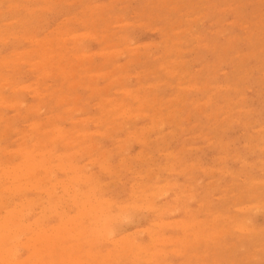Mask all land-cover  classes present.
<instances>
[{"label": "rangeland", "instance_id": "rangeland-1", "mask_svg": "<svg viewBox=\"0 0 264 264\" xmlns=\"http://www.w3.org/2000/svg\"><path fill=\"white\" fill-rule=\"evenodd\" d=\"M21 1L23 3H21ZM44 1L45 0H25V1L24 0H2V1L0 0V3H1L0 4V9H1L0 10V14H1V16H0V38H2V40H6V41H2L0 39L1 40L0 41V59H1V62H0V75L1 76L4 75V77L3 76L1 77L3 79L0 78V84H1L0 86L3 85L2 86L3 88L0 87V90L1 89L4 90L6 88L4 91L1 90L3 92L0 93V108L3 107V109H0V113H1V115H0V133H1L0 134V139L2 137L1 142H0V150H2L1 151L2 153H0L1 154L0 157L3 154L5 155V156H2L3 158L2 157L0 158V164L2 163V165H0V171H1L0 172V182L3 183V184L0 183V187L2 186V188H0V192H1L0 193L1 194L0 195V198H1L0 199V201H1V203H0V222H1L0 223V233L2 231L1 229H3V232L0 234V237H2V239L0 240V242H1V244L3 243V245L0 244V252H2V253H0V259L2 260V261L0 260V264H4L5 262H6L5 264H8V262H9V264H14V263L15 264L16 263L17 264L18 263L19 264H29V263L30 264H32V263L33 264H37V263H39L38 261L41 260V259L44 261V262L41 261L42 264H45V261H48V263L51 261L49 264H52V263L53 264L54 263L55 264H57V263L58 264H61L59 262H62V264H64L65 262L67 264L70 263V262H72L70 264H78V263H81V264H93L94 262H96L94 264H101V263L102 264H152V263L153 264L154 263L155 264H162V263L163 264H166V263L167 264H173V263L174 264H212V263L213 264L214 263L215 264H219L221 261H222L221 262L222 264H226V263L227 264H229V263L230 264H264V250H262L264 248V239H263L264 238V230L262 231V228L264 229V207H263L264 206V192H263V190H264V182H263L264 181V167H263V169H261L262 166H264V109H263L264 108V66L262 64V62L264 63V0H81L82 2L80 0H48L45 3H44ZM90 1L91 2L93 1V2L91 3ZM9 3L13 7L12 6L10 7L9 6L10 5ZM86 3H87V6H85ZM97 4L98 5L99 4H102V5L98 6L99 7L98 8L97 6H95ZM165 4H168V6H166ZM174 5H175V7H174ZM178 6H180V7H178ZM187 6H189V7L187 8ZM212 6H213V9H212ZM34 7H35V9L36 8L37 9L35 10ZM54 7H55V10H54ZM85 8H87L88 11H86L87 9H85ZM108 8H110V9H108ZM8 9H10V10L8 11ZM28 10L29 11L31 10L30 12L33 11V13L32 14H30V12L28 13ZM83 10H85V11H83ZM175 10H176V12H174ZM185 10H187L188 12H185ZM214 10H215V12H214ZM177 11H179V12H177ZM210 11L213 12V13L211 14ZM96 13H98V14H96ZM120 13H123V14L121 15ZM184 14H185V16H184ZM91 15H94V16L91 17ZM123 15H124V17H123ZM167 15H168V17H166ZM72 16H73V18H72ZM1 17H4V18H1ZM67 17H71L72 19L71 18H67ZM78 17H80V18L78 19ZM94 18H95V20H94ZM66 19L68 21H66ZM18 20H19V22H18ZM98 20H100V21H98ZM93 21H95V24H96V22H98V23L95 25ZM71 22H72V24H71ZM102 22H103V24H102ZM16 23H18V24H16ZM21 23H25V24H21ZM60 23H62V24L66 23V25L69 26L71 29L69 27H67L65 24L62 25ZM2 25H4V26H2ZM58 26H60V27H58ZM63 26L65 28H67V33H65L66 32V29ZM162 27H164V28H162ZM248 27H249V29H248ZM28 28H29V30H28ZM63 28H64V30H63ZM68 28L70 29V31H68L69 30ZM104 28H108V29L102 30ZM1 29H2V31H1ZM7 29L10 32H8ZM58 29H59V31H58ZM97 29H98V31H96ZM246 29L248 31H246ZM13 30H15V31H13ZM51 30H53V31H51ZM72 30H73V33L74 34L72 33ZM90 30H91V32L89 33ZM252 30H254V31L251 32ZM166 31L168 32V34H167ZM59 32H61L60 35H59ZM23 33H25V34H23ZM26 33H27V35H26ZM85 33L87 34V36H85L86 35ZM94 33H97V34L95 35ZM55 34H56V36H55ZM92 34L94 36H91ZM102 34L104 36L106 34L105 38H102L103 37ZM28 35H29L30 38L28 37ZM57 35H58V37H57ZM72 35H73V37L75 35V37L73 38ZM197 35H198V37H197ZM241 35H243V37ZM15 36H17V37L15 38ZM43 36H46V37H44V39L46 40V41L44 40V42L42 41L43 40ZM68 36H70V37H68ZM119 36H120V38H119ZM238 36H239V39H238ZM248 36H249V38H247ZM20 37H22V38L24 37L22 39V41H19L21 39ZM37 37L40 38L39 39L40 41H36V38ZM51 37H53V39L55 38V41L57 43H55V41H53V39ZM206 37L207 38L209 37L211 39L210 40L208 38L210 40V42H209V40L207 41V38ZM5 38H7V39H5ZM31 38H32V40L33 39L34 40L33 41L32 40L30 41ZM38 38H37V40H38ZM72 38L74 39V42L75 43H73V39ZM84 38H86V39L84 40ZM166 38H167V42L168 43L165 42L166 41ZM195 38H196V40H195ZM255 38H257V39H255ZM57 39H59V40H57ZM60 39H62V40H60ZM100 39H102V40L101 41H98ZM103 39H104V41H103ZM247 39H249L250 41L247 40ZM14 40H16V41H14ZM77 40H78V42L79 41H82L81 46L79 45L80 42L78 43ZM60 41L64 43L63 44L64 47H63V45H59L58 46V44H60ZM67 41H69L70 43L67 42ZM191 41H193V42H191ZM40 42H41V45L39 44ZM115 42H116V44L117 43L119 44V42H120V44L119 45H116V44L114 45ZM122 42H123V44L121 45ZM130 42H131V44H130ZM250 42H251V45H250ZM45 43H47V44H45ZM77 43H78V45L75 46L74 44H77ZM202 43H203V45H202ZM82 44H85V45H82ZM165 44H167V45H165ZM174 44L177 45V46H175ZM207 44H208V46L211 45L212 47L211 46L207 47L206 46ZM216 44H217V47L218 48L217 47H214ZM233 44H235V45H233ZM13 45H15V46H13ZM111 45L113 47L115 46L114 47L115 49ZM127 45H128V47H127ZM39 46L40 47L41 46L42 47L45 46L44 48L46 49L45 50L46 52H44V48H42V47L40 48ZM47 46L49 47V49L47 48ZM70 46L73 47V50L71 49ZM107 46H109V47L107 48ZM172 46H173V48H171ZM180 46H181V48H180ZM167 47H168V50H167ZM175 47H176V50H175ZM30 48L32 50L34 48H35V50L37 48L38 49H37L36 52L34 51L35 52L34 53V52L31 51ZM50 48H52V49H50ZM75 48L78 49V50H76ZM118 48H120V49H118ZM177 48H180V49H177ZM54 49H56V50H54ZM103 49H104V52L105 53L103 52ZM105 49H107V50H105ZM113 49L117 53H115ZM123 49L124 50H127V51L126 52H124V51L120 52ZM130 49H133V50H130ZM171 49L173 51L172 54H171V52H172ZM181 49H182V51H181ZM215 49L217 51H215ZM49 50H51V51L54 50L56 52L53 51L55 54H52L53 52L51 53ZM58 50L60 52L62 50L63 51L60 53ZM183 50H184V52H183ZM220 50H221V52H222L223 55L220 54L221 52L219 53ZM16 51H19V52L17 53ZM79 51H81L82 53L79 52ZM94 51H95L96 54L94 53ZM96 51L97 52L99 51L100 53L99 52L97 53ZM109 51H111V52H109ZM227 51H229V52H227ZM261 51L263 53H261ZM30 52L34 53V55H32V53H30ZM38 52H40V54H42V55H40ZM43 52H44V54L46 56H48L47 55L48 53H51V54H49V56L51 58L54 57V59L53 60L51 59V61H50L49 60L50 57H49V59H47V57L44 56ZM176 52H178V53H176ZM180 52H181L182 55L180 54ZM226 52H227V54H226ZM27 53L29 54L28 56H27ZM106 53L109 54V55L111 54L110 55L111 57L109 58V56ZM122 53H123V56H121ZM169 53H170V55H169ZM254 53H256V54L254 55ZM11 54L13 56H11ZM58 54L61 55V56L63 55L62 56V59H58V58H60V56ZM73 54H75V55L76 54L77 55L80 54L79 55V58L77 59V57H76L77 55L74 56ZM82 54H83V56H82ZM116 54H118V55L120 54L119 57L120 56L121 57L120 58L118 57L119 59L118 58H115V55ZM179 54H180V56H179ZM5 55H6V57L8 56L7 59H6ZM30 55H32V56H30ZM56 55H58V56H56ZM96 55H97V57H96ZM225 55H226V57H225ZM249 55H252V56H250V58H249ZM256 56L258 58H256ZM14 57L16 58V61H18L19 63L15 62V58ZM68 57H69V59H68ZM74 57H75V59H74ZM84 57H86V58H84ZM2 58L3 59H6V61L2 62V60H3ZM63 58H66V59H63ZM89 58L92 59V60H90L92 64L89 62ZM106 58L107 59L109 58L108 59L109 61L106 60V62H105V59ZM128 58H129V61L130 60L132 61V62L130 61L131 63L128 61ZM161 58H162V60H161ZM174 58H177V59H174ZM182 58H184V59H182ZM221 58H223V59L221 60ZM41 59H45V61L46 60H49V61H46V62L43 63L42 61H44V60L41 61ZM79 59H80V61H79ZM110 59H111V61L112 60H114V61L111 62ZM11 60H12V63H11ZM54 60H55L56 64L53 62ZM174 60H175V62H173ZM184 60H185L186 63L183 62ZM238 60H239V62H238ZM13 61L16 63V65H14ZM39 61H41L42 63L41 62L39 63ZM72 61H73V63H71ZM177 61H178L179 64L176 63ZM221 61H224V62H221ZM28 62H30V63L32 62L33 65L30 64V63L28 64ZM62 62H63V64H62ZM172 62H173V64H169V63H172ZM212 62L214 64H212ZM3 63H5L4 66H3ZM103 63H105V64H103ZM175 63H176V65H175ZM187 63H188V65L190 63V65L187 66ZM223 63H225V64H223ZM161 64L163 66H166V67H163ZM166 64L167 65L168 64L169 65H172L173 67L172 66H169V65L167 66ZM34 65H36V66H34ZM60 65H62L61 67H63V66L65 67V70L61 69L63 72L68 71V69L70 70L71 68H72L71 69L72 71H69V73L65 72V74L62 75V72L59 69ZM70 65L71 66H74V67H71L70 68ZM95 65H96V67H95ZM115 65L117 66L116 67L117 69H119V70H122L123 69V71L121 72V71L118 70L119 71L118 72L117 69L115 68ZM218 65L219 66H222V67H218L217 68ZM2 66L4 67V70H2L3 69ZM77 66H78V69H77ZM86 66H88V67H86ZM118 66H119V68H118ZM175 66L176 67L178 66V67L175 68ZM237 66H238V68H237ZM48 67L49 68L51 67L52 69L55 68V69L52 70L50 68L51 71L49 72V69L47 70ZM90 67L92 68V70L90 69ZM121 67H122V69H121ZM168 67H169V69H168ZM19 68L20 69L22 68V69L20 70ZM84 68H86V71H85ZM100 68H102V69H100ZM112 68H114V69H112ZM159 68H161V69H159ZM162 68H164V69H162ZM178 68H180V69H178ZM172 69H174V70H172ZM107 70H109V71H107ZM165 70H167V71H165ZM178 70H180V71H178ZM238 70H240V71H238ZM91 71H93V72H91ZM103 71H104V73H102ZM164 71H165V73H164ZM184 71L186 73H184ZM211 71H212V73H211ZM6 72L9 73L10 75L7 74ZM44 72H46L45 75H43L44 77H41L42 76L41 73H44ZM57 72H58V74H57ZM82 72L87 73V74L84 75V73H82ZM99 72H100V74H99ZM187 72H188V74H187ZM13 73H14V75H13ZM51 73H52V76L54 74L56 77L55 76L52 77L51 76ZM75 73H77V74H75ZM119 73L121 74V76H120ZM125 73H127L126 74L127 76L124 75ZM191 73H193V74H191ZM208 73H210L212 76L210 74H208ZM68 74L70 75V78L68 77ZM88 74H90L89 75V79H88ZM135 74H137V75H135ZM141 74L142 75L145 74L144 77L141 76ZM194 74H196V75H194ZM46 75H48V76L46 77ZM78 75L81 78H79ZM105 75L107 77L108 76L109 77L110 76L111 77L113 76V77L111 79L108 77L110 79L109 80L108 78H104V77H106ZM117 75L120 76V77H118ZM131 75L133 77H131ZM138 75H140L141 77H138ZM146 75H149V76L146 77ZM166 75H168V77H170L171 79L168 78ZM37 76H40V77H37ZM61 76H63V78ZM66 76H67V79H66ZM97 76H98V78H97ZM123 76H125L127 78H124ZM193 76L195 78H193ZM208 76L209 77H212L213 79L211 80V78H209ZM100 77L101 78L103 77L104 79L101 80ZM122 77L124 78V80H123ZM172 77H174V78H172ZM4 78H6V81H5ZM43 78H44L45 81L43 80ZM95 78L96 79H100V81H98V82L95 81L94 82V80H96ZM180 78H182V79H180ZM64 79L66 80V82H65ZM114 79L116 81H118V82H116ZM139 79H141V81ZM191 79H193V80H191ZM198 79H199V81H198ZM17 80H19V81H17ZM36 80H37V83H36ZM119 80L120 81L122 80L123 83H120ZM178 80H179V83H178ZM8 81H10L11 85H9L10 83H7ZM14 81L15 82L17 81L18 83L16 82V84H15ZM32 81H35L34 84H33ZM42 81H43V83H42ZM70 81H72V82L74 81V82L73 83H70ZM76 81H78V82H76ZM86 81H87V83H86ZM109 81H111V82H109ZM164 81H166L168 83H166V82L164 83ZM183 81H185V82L183 83ZM238 81H240V84H239ZM5 82L8 84L7 87L5 86L6 85ZM31 82H32V86H31ZM83 82H85L86 84L83 83ZM114 82L116 84L118 83L116 86H120V87L114 86L115 85ZM181 82H182V84H181ZM195 82H197L198 84H196L194 86ZM77 83H80V85L77 84ZM91 83H92V85H90ZM149 83H150V85H149ZM170 83H171V86H170ZM25 84H27L28 86L30 85L29 86L30 88L27 85H25ZM73 84H76L78 88L76 87V85L72 86ZM82 84H83V87H82ZM151 84H152V86H151ZM22 85L23 86H27L26 87L27 89L25 88V90H23L24 88H23ZM36 85H38L39 87L38 86H37L38 88L35 87ZM123 85H125V87ZM172 85H174V86H172ZM198 85H201V86H198ZM210 85L212 86V88H211ZM14 86H17V88L14 87ZM87 86H89V89H87ZM94 86H95V88H94ZM100 86H101V88H100ZM177 86H179L180 88H182L181 89L182 92L180 91V88H178ZM181 86H183V87H181ZM190 86H191V88H190ZM218 86H220V87H218ZM31 87L33 89L35 88V90H33ZM57 87L60 88V89H58ZM96 87H98V88H96ZM136 87H138V90H139V87H140V90L138 91ZM145 87H146V89H145ZM36 88L39 90V93L38 92H35V91H38V90H36ZM69 88H72V89H69ZM126 88H128V89H126ZM131 88L132 89L134 88L135 90L134 89L132 90ZM93 89H94V92H93ZM112 89L114 90V92H113ZM118 89H119V91H118ZM158 89H159V91H158ZM184 89H186V90H184ZM220 89L221 90L223 89L222 90L223 93H222V91H219ZM54 90H55V92H54ZM101 90H102L103 93H99V92H101ZM126 90H128V92H129V90H131V91L128 93V92H126ZM205 90H207V92ZM72 91H74L73 94H72ZM153 91H155L156 93L153 92ZM52 92H54V93H52ZM92 92H93V94L90 95V93H92ZM134 92L135 93L137 92V93L135 94ZM147 92H148V94H146ZM42 93H44V94H42ZM47 93H49V94H47ZM98 93H99V95H98ZM205 93H207V94H205ZM1 94H3V95H1ZM36 94H38L39 96L42 95L43 97L41 96L39 98V96H37ZM68 94H69L70 98H69V96H67ZM75 94H77L79 96V98ZM130 94H133V96L130 97L131 96ZM181 94H183V95H181ZM44 95H45V97H44ZM128 95H130V96L128 97ZM134 95L136 96V98H135V100L133 102V99H134L133 97H135ZM145 95H147V96H145ZM155 95H156V101L154 100V103H153L152 101H153V98L155 99ZM3 96H5V97L8 96V97L4 98ZM16 96H17V99H15ZM62 96H64V98ZM123 96L124 97L127 96L128 99L125 100V98ZM142 96H143L144 101L142 99ZM148 96H149V98H148ZM152 96H154V97H152ZM205 96H207V97H205ZM60 97H61V99H60ZM65 97H68L69 98L68 99V102L69 101L70 102L68 104L65 103V102H67V99H65ZM80 97H81V99H80ZM111 97H113V98H111ZM183 97H185V99ZM18 98H21V99L19 100ZM56 98H58V99H56ZM62 98L64 99L65 102L62 100ZM130 98H133L132 99V102L134 104L131 102V99ZM160 98L163 99V100H161ZM168 98H170V100ZM192 98H194V99H192ZM59 99L62 100V103H61V101ZM73 99H75V100H73ZM146 99L148 101H150L149 104L150 103L152 104V105L150 104V107H149V104H145V103H148V102H146L147 101ZM167 99L169 101H167ZM181 99H183V100L181 101ZM212 99H213V101H212ZM4 100H7V101L4 102ZM16 100L19 101V102H21V104L18 103ZM116 100L117 101H120L121 100L124 103H121V101H120V103L118 102L119 103V105H118V104H116L117 103ZM164 100L167 101L166 104H165V101ZM171 100H172L173 103H170ZM179 100L182 103H180ZM197 100L199 101V103L197 102ZM23 101L25 102L24 105H23ZM58 101H60V102L58 103ZM74 101H76V106L73 105V102ZM87 101H89V102H87ZM127 101L128 102L130 101V105H129L128 108L124 107L125 108L124 109L123 108L124 104H125V106H128L127 104H129ZM162 101H163L164 105L161 104ZM174 101L177 102V103L175 104ZM13 102H14L15 105L13 104ZM16 102L18 104L22 105L23 107L22 106H19ZM110 102L112 103L113 106H114V104H115V106L116 105L117 106L116 107H113L110 104ZM159 102H161V103H159ZM187 102H189V104ZM6 103H8V104L6 105ZM10 103L13 104L14 106L11 105ZM38 103H39V105H38ZM42 103H44V104H42ZM202 103H204V104H202ZM212 103H214L215 105L212 104ZM32 104H34V105H32ZM109 104H110V107L112 109L110 107L108 108ZM144 104L146 105V107H145ZM167 104H169V105H167ZM195 104H197V105H195ZM81 105H83V106L81 107ZM172 105H174L176 109H174V106H172ZM38 106L39 107L41 106L40 109H39ZM68 106H71L73 108L68 107ZM136 106H137V109L142 108V110H143V108H145L147 112L149 111L148 112L149 115L147 114V112L145 111V109L143 111H141V109H140V111L139 110H136L135 109ZM151 106H153V108ZM164 106H165V108L163 109ZM168 106L169 107L172 106V107L169 108ZM184 106H186V107H184ZM194 106H197L199 108L194 107ZM207 106H208V108L210 110H208ZM16 107H17V110L15 109ZM18 107H20V108H18ZM80 107L83 108L84 110H82V111L79 110ZM121 107H122V110L118 112V110H120ZM147 107H149V108H147ZM167 108H169L170 110H168ZM177 108H180V109L182 108V109L181 110L180 109L177 110ZM212 108H214V109H212ZM115 109L116 110L118 109V110L116 112L115 111L112 112V110H115ZM171 109H174V110L171 111ZM200 109L201 110L203 109L202 110L203 112ZM29 110H31V112H33L35 110L34 111L35 113L34 112L31 113ZM36 110H38V112ZM61 110H63L62 111L63 113L61 112ZM75 110H78V111H75ZM211 110H213V111H211ZM214 110H215V112H214ZM224 110H226V111H224ZM68 111L72 112L73 114H71L70 112H69L70 114L67 113ZM105 111L106 112L109 111V113H107L106 116L105 115L103 116L102 114H105L106 113ZM130 111H132L131 114H130ZM144 111H145L146 114L144 113ZM174 111H178L179 112V113L178 112H175L176 113V117L175 116L174 117L171 116V113H172V115L173 114L175 115ZM17 112H19V113H17ZM74 112H77V113L74 114ZM135 112H136V114H135ZM150 112H151V114H150ZM160 112H162V115H161ZM13 113L17 117H19L20 119L17 118V117H15ZM53 113H56V114H53ZM113 113L115 114V116L117 114L118 115L115 117ZM177 113H178V115H177ZM208 113H209V115H208ZM24 114L27 117L26 116H23ZM128 114H130V115H128ZM159 114H160L161 118H159L160 117ZM72 115H74L73 118H72ZM136 115H138V117H140V118H138ZM154 115H155V117H158V118L155 119L156 121H153L152 122V120H154V118H155V117H152ZM169 115L171 116L170 119H169V117H167ZM57 116L59 118L62 117V119L61 118L60 119L56 118ZM63 116H64V118H63ZM91 116L94 117L93 120H91L92 119V118H90ZM113 116H114V118H113ZM163 116H165V117H163ZM3 117H5V118H3ZM119 117H121V118L119 119ZM131 117L133 118V120L131 119ZM136 117H137V119H136ZM142 117L145 118V119H143ZM10 118H11V120L13 119L11 123H10V121H11ZM27 118H28V120H27ZM53 118L54 119L56 118V120H53ZM69 118H72V119H69ZM74 118H76V119H74ZM81 118H82V121H84V120L85 121L84 122H81L80 121V124H79V120L78 119H81ZM122 118H124V119H122ZM162 118H164V119H162ZM165 118L168 119L167 122H166V119ZM65 119H67L68 121L67 120L66 121H63ZM73 119L75 121H71ZM101 119H103L104 121L101 120ZM157 119H160V120L157 121ZM173 119H175L177 122L175 120L172 121ZM180 119H181V121H180ZM122 120L125 121L126 124H127V122L130 121L129 123H131L132 125L129 124V126H128V124H127L125 126V124H124V126H123V125H121V123L122 124L124 123ZM126 120H127V122H126ZM162 120H164L163 121L164 123L162 122ZM14 121L16 123H14ZM33 121H34L35 124L33 123ZM47 121L48 122L51 121V122L48 123ZM86 121H88V122H86ZM89 121L94 122V123H91L90 122V124H89ZM105 121H108V123H106ZM116 121H117V124H116ZM169 121H172V123L173 122L174 123L173 124H170L171 122H169ZM44 122L47 123L46 126H45V123ZM52 122H54L56 124H54ZM100 122L101 123H104L105 122L106 125L105 124H100ZM118 122L119 123L121 122L119 124L120 126L118 125ZM132 122H134V123H132ZM159 122H162L163 124L162 123L159 124ZM199 122H201V123H199ZM165 123H168V124L166 125ZM5 124L8 125V126H6ZM58 125H61L64 128H59L61 126H58ZM144 125H145L146 128L143 127ZM150 125H152V126H150ZM12 126H15V127H13V129L15 128L14 130L12 129ZM32 126H34V127H32ZM39 126H40V128H38ZM86 126H87V128H86ZM108 126H110V127H108ZM114 126L116 128H114ZM121 126L123 127V129L124 128L125 129L124 130L123 129H118L119 127L122 128ZM148 126H150V127H148ZM36 127H37L38 130L40 129L39 130L40 132L37 131ZM151 127L152 128L154 127V128L151 130ZM159 127H161V129ZM180 127H182V128H180ZM190 127H192V128L190 129ZM19 128L20 129L21 128L22 129L24 128L23 129V132H26V133H29L30 132L29 133L30 136L28 137L29 134L24 133V137H22L23 136V132H22V129L20 130ZM29 128L31 130H34V128H35V132L32 131V134H31V130ZM51 128H55V129H53V131H52ZM65 128H66V130L70 128L69 130H71V131L68 130L69 131V134L67 133L68 131H65ZM78 128H79V130H77ZM81 128H84L83 129V131H85L84 134H83V131L81 130ZM113 128H114V130H112ZM127 128H129V130H126ZM134 128H136V129H134ZM147 128H149L151 131L149 129H147ZM96 129H98V130H96ZM116 129H118V130H116ZM156 129H158V131H155ZM159 129H160V131H159ZM182 129H184L183 130V133H182ZM2 130H3V132H2ZM18 130H19V132H18ZM42 130L44 131L43 133H42ZM61 130H62V132H61ZM94 130H96L97 132L94 131ZM133 130H135V131H133ZM13 131H14V133H13ZM63 131L65 132V134H63ZM87 131H88V133H87ZM89 131H90V133L92 131L95 132V133H91V135L93 137H91V135L89 134ZM103 131H104V133H107V134L104 135V133H103V135H99V134H102L101 132H103ZM128 131H130V133L131 132H134V133H131L130 134ZM137 131H138V133H136ZM166 131H168V132H166ZM37 132H39V133H37ZM47 132H48V134H47ZM146 132H147V134H146ZM172 132H174L173 135L175 134V136L172 135ZM209 132H211V133H209ZM77 133L78 134L80 133V135H78ZM86 133L88 134V136H86L87 135ZM115 133H117V134H115ZM164 133H165V135H164ZM177 133H179V134H177ZM6 134H8V137H7ZM55 134H57V135L55 136ZM67 134L69 136H67ZM71 134H73V136ZM127 134L128 135L130 134V136H128ZM20 135H21V137H20ZM83 135H85V138H84ZM97 135H99V136H97ZM198 135H200V136H198ZM4 136H6V137H4ZM51 136H52V138H51ZM57 136L58 137L60 136V139H58ZM70 136H71V138H69ZM82 136H83V138H82ZM110 136H111V138H110ZM113 136L115 138H113ZM125 136H126V138H125ZM162 136L163 137L165 136L164 139H161V138H163ZM40 137H42V139ZM49 137H50V142H49ZM65 137L66 138H69L71 140V142L68 139H66V140H68L69 143L66 142V144H65V142H64V141H66L64 139ZM74 137H77L76 138L77 140ZM87 137H91L92 139H89ZM117 137H119V138H117ZM26 138H28V139H26ZM31 138H32V140H30ZM86 138H87V141H85ZM93 138L94 139L97 138L95 140H97L98 143H96V141H93L94 140ZM111 139H114V140H111ZM121 139H122V141H120ZM21 140H24V141H21ZM29 140H30L31 143L29 142ZM36 140H38V141L43 140V141L41 143L38 142L39 143L38 144ZM47 140H48V142H47ZM58 140L59 141L61 140V142H58L56 144V142ZM78 140L80 141V143H76ZM92 141L94 142V145H93ZM141 141L144 142V143H142ZM212 141L213 142L215 141V142L213 143ZM140 142L142 144H145L146 146L145 145L143 146ZM17 143H19V144H17ZM26 143H29V145H27ZM61 143H63V144H61ZM70 143H73V145H71ZM119 143H121L120 146H119ZM67 144L70 146V148H69V146H67ZM89 144H90V146H88ZM30 145H32V146H30ZM64 145H66V146L64 147ZM99 145H100V147H98ZM55 146H57L56 147L57 149L55 148ZM80 146L83 147L84 150L86 149L85 146L91 147V150L89 149L87 151L86 150L84 151L83 148H81ZM47 147H48V149H50V147H51L50 150H52V151L48 150ZM73 147L74 148H77L79 150V152L78 151H75L77 149H74ZM181 147H183V149ZM104 149L106 151H104ZM180 149L182 150V152H181ZM184 149H187V150L185 151ZM12 150H14L13 153H12ZM27 150H29V151H27ZM43 150L46 151V153H43L44 152ZM71 150H74V151H71ZM183 150H184V152H183ZM22 151H24V152L22 153ZM178 151H179V153H178ZM64 152H66V153H64ZM72 152H74V153L76 152L75 153L76 156H75L74 153L71 155ZM80 152H82V153H80ZM92 152H95V153H92ZM109 152H112V153H110V155H109ZM114 152H116V153H114ZM166 152H167L168 155L166 154ZM20 153H22V154L21 155H18ZM32 153H34V156L32 155ZM52 153L54 155H51ZM101 153H102V155H105L106 153L107 154L105 155V157H103L101 155ZM9 154H10V156H9ZM11 154H12V157H11ZM25 154H27L28 156L25 155ZM82 154H83V156H85L84 154H86L87 156L82 157ZM92 154H93V156H92ZM169 154L170 155L172 154L173 156H171V158H170ZM111 155H112V157H111ZM178 155H180V156H178ZM71 156H72V158H71ZM126 156H128V157H126ZM174 156H176L175 157L176 158V161H175ZM4 157L6 158L7 161L4 160L5 159ZM22 157H24V158H22ZM29 157L32 158L33 164H35L34 165V170L33 171L30 170V173H29L28 170L23 169L24 167L27 166V159ZM35 157H36V159L34 161V158ZM39 157H40V159L38 160L37 158H39ZM42 157H44V158H42ZM73 157H75V158H73ZM102 157L104 158V160H103ZM124 157L126 159H128V160H126V159L125 160H122V159H124ZM105 158H107V159H105ZM110 158H112V159H110ZM179 158H180V160H179ZM182 158H183V160H181ZM46 159H49L50 162H51V164H50V162L48 160L45 161ZM60 159H62L64 161H62ZM69 159L70 160H73L72 162L76 165L75 166L76 168H73L74 164L71 161H69ZM89 159H91V160H89ZM100 159L102 160V162H101ZM108 159H110L111 161L109 160L110 162H106V161H108ZM24 160H26V161H24ZM36 160L40 164H42L41 162L43 161L44 163L41 166H44V167L41 168L39 166L40 164L38 162H36ZM10 161H12V162H10ZM20 161H22V163ZM99 161H100V163L105 164V165H102L101 166V164H98ZM7 162H10L9 163L10 165ZM57 162L58 163L61 162L62 165L60 163L58 165ZM66 162H68V163H66ZM78 162L81 163V164H79ZM84 162H86V163H84ZM95 162H97V163H95ZM118 162H120L121 165ZM191 162H194L195 165L192 164ZM243 162H244V164H243ZM55 163L59 167H57V165ZM77 163H78V165H77ZM93 163H94V165H93ZM170 163H171L172 166L170 165ZM198 163H199L200 166L199 165L196 166V164H198ZM21 164L24 165V166L22 167ZM37 164H38V166H36ZM69 164L72 165V166L70 165L72 167L71 169H70V166L67 167ZM83 164H85V165H83ZM86 164H87V166H86ZM108 164H109L110 167L108 166ZM128 164L130 166H127ZM167 165H168V168H167ZM173 165H175V168H174ZM185 165H186V167H185ZM48 166L50 167V169H47ZM60 166H61V168H60ZM79 166H80V168H79ZM89 166H90V168H89ZM118 166H119V168H118ZM148 166H150V167H148ZM169 166H170V168H169ZM176 166L178 167V169H177ZM181 166H183V167H181ZM190 166L193 167V168H191ZM194 166H196V167H194ZM51 167L52 168L54 167V168L52 169ZM99 167H100V169H98ZM112 167L114 168V170H113ZM184 167L187 170H182V168L185 169ZM188 167H190V168H188ZM257 167H259V168H257ZM1 168H3L4 170L2 171ZM56 168H57V171H56ZM85 168H86V171H85ZM59 169L60 170L62 169L61 171L63 173ZM63 169H65V170H63ZM68 169H70V170H68ZM77 169L81 171V172L78 171V174L76 172ZM88 169L91 172H89ZM115 169H117V170H115ZM157 169L159 171L158 172L159 174L156 173L157 172ZM188 169H189V173H187L188 172ZM37 170L40 172V174H39V172ZM73 170L75 171V174L77 175V177H78V175H80L78 178L74 174V171ZM100 170H102V171H100ZM150 170H151V172H150ZM180 170H182L183 172L180 171ZM206 170L207 171L209 170L208 173H207ZM227 170L230 171V172H228ZM240 170H241L242 174H241ZM20 171L21 172L23 171V174H20L21 173ZM110 171H111V173L113 171L115 173L110 175V173H109ZM116 171H118L119 174H117L118 172L116 173ZM172 171H174V172H172ZM17 172L20 175H22V176L19 177V174ZM37 172H38L39 175H37ZM44 172L47 173L48 177H47L46 174H44ZM71 172H73V173L70 174ZM95 172H96L97 175H95ZM107 172L109 174H107ZM175 172H177V173L175 174ZM184 172H185V175L183 174ZM7 173H9V174H7ZM52 173H54V174H52ZM68 173L70 175H68ZM85 173H88V175L85 174ZM90 173H92L91 176H90ZM226 173H227V175H226ZM50 174H52V175L50 176ZM73 174H74V176H73ZM116 174H117V176H116ZM149 174H151V175H149ZM153 174H156V175L153 176ZM15 175H17V176H15ZM24 175H25V177H24ZM30 175H31V179L29 178ZM55 175H56V177H54ZM135 175L137 177H135ZM142 175L145 178L142 177ZM157 175H158V178L160 180L157 178ZM34 176H38V179L40 178L39 179V182L40 183L38 182L40 184V186H38L39 184H37V182H36V180L38 181V179L36 177H35V180H34ZM41 176H43L45 178H43V177L41 178ZM59 176L61 178H59ZM69 176H71V177H69ZM250 176H253L254 178L253 177H250ZM11 177H12V179H11ZM72 177H74V178L76 177V178L74 179ZM83 177H84V179H83ZM91 177H93V178H91ZM96 177H98L99 179L96 178ZM113 177H114V180L115 181L113 180ZM172 177H173V179H171ZM258 177H259V179H258ZM18 178H19V181H18ZM23 178L24 179H29V181L28 180H24ZM95 178L97 179V181H96ZM100 178H101V180H100ZM165 178H167V179H165ZM251 178H253L254 180L251 179ZM3 179H6V181L4 180L5 182H3ZM42 180L43 181L45 180L44 181L45 183L44 182H41ZM136 180H137L138 183L136 182ZM168 180H169V184H168ZM243 180H245V182ZM247 180H249V181H247ZM11 181H12V184L13 185L15 184L14 186L11 184ZM30 181H31L32 184L29 183ZM53 181H54V184H53ZM61 181H62V184H61ZM100 181H102V182L99 183ZM142 181H144V183ZM176 181H178V182H176ZM216 181L219 182V185H218V183ZM255 181L256 182L259 181L260 183L259 182L256 183ZM18 182H19V184H18ZM94 182H96V184ZM104 182H106V183L104 184ZM139 182H140L141 185L139 184ZM172 182H176V183L175 184L174 183L171 184ZM197 182H199L200 184L197 183ZM238 182H240V183L237 184ZM246 182H247V185H246ZM21 183L25 187H22L21 186ZM35 183L37 184V186H34L33 185ZM92 183H94L95 185L94 184L91 185ZM102 183H103L104 186L102 185ZM116 183H118V185ZM136 183L139 184L141 187L139 185H136ZM146 183H148V184H146ZM164 183H167V184H164ZM184 183L186 184V186L189 189L186 188V186H185ZM192 183L193 184L195 183V184L193 185ZM232 183H234V185ZM72 184H73V186H72ZM82 184H84V186ZM88 184H90V185H88ZM152 184H154V185H152ZM162 184H163V186H162ZM187 184H189V185H187ZM213 184H216V185L212 186ZM4 185L5 186L9 185L8 187H6L7 190H8L7 192H5L6 191V188H5ZM81 185H82L83 189H82ZM156 185H157V187H156ZM166 185H167V187H165ZM174 185H175V187H174ZM177 185H178V187H176ZM181 185H182V187H181ZM251 185H253V186H251ZM257 185H259V186H257ZM75 186H76V188H75ZM77 186H78V188H79L80 191L78 190ZM93 186H95V187H93ZM99 186H102V187H99ZM146 186H148V187H146ZM179 186L181 188H179ZM40 187H41V191L39 189ZM42 187H43V190L44 191L42 190ZM47 187H49L53 191V192L51 191L53 194L50 191H48L50 189L49 188L47 189ZM104 187L105 188L107 187V188L104 190ZM110 187H112V188H110ZM144 187L146 189H148L147 192L145 190V192L147 194H145V192H143L144 194H142V188H144ZM160 187H161L162 190L165 187L166 190L164 189L163 192H162L161 189H160ZM169 187H170V189H168ZM216 187H218V188L215 189ZM231 187H233V188H231ZM256 187H258V188H256ZM35 188H36V190H35ZM61 188L63 190L65 188V190L63 191ZM67 188H69V189H67ZM87 188H88V190H86ZM96 188H98V189H96ZM137 188H138V190L140 192L137 190ZM149 188H151V189H149ZM152 188H153V190H152ZM228 188H229V190H228ZM259 188H260V190H259ZM14 189H15V191H14ZM24 189L26 191H24ZM66 189H67V191H66ZM111 189H112V191H111ZM156 189L159 192H157ZM247 189H248V191H246ZM256 189L258 190V192L260 191L261 193L260 192L259 193L256 192L257 191ZM19 190H20V192H19ZM27 190H28V192H27ZM83 190L88 195H86ZM100 190H102L103 192L100 191ZM135 190H137V192H135ZM151 190L154 191L156 194L154 192L152 194H148L149 192L150 193L152 192ZM250 190H252V191H250ZM253 190H256V191L253 192ZM29 191H31V192H29ZM37 191L39 192V195H38V192ZM45 191L46 192L48 191L46 195H45V193H46ZM160 191H161V193H160ZM168 191H170V192H168ZM189 191H191V192H189ZM132 192H134V193H132ZM182 192H183V196L181 194ZM192 192H195L194 193L195 195ZM226 192H227V194H226ZM241 192L244 195H242ZM5 193L6 194L8 193L10 196H8V194H7V196L5 197L4 196ZM98 193L100 195H98ZM130 193H132L131 196H130ZM256 193H257L258 196L256 195ZM2 194H3V196H2ZM134 194L135 195L138 194V195L135 196ZM139 194H142L141 198H140V195ZM157 194H159V195H157ZM166 194H167V196H166ZM55 195H57V197ZM64 195L66 197H64ZM73 195L76 196V197H74ZM95 195H96V197H95ZM133 195H134V197H133ZM143 195L146 196L147 199ZM149 195L151 197H149ZM191 195H193L192 198L190 197ZM239 195H240V197H239ZM38 196L40 197V199L41 198L44 199V200L41 199L42 200L41 203H40V200H38L39 199ZM237 196H238V199L235 198ZM255 196H257V197H255ZM12 197H13L14 200L12 199ZM30 197L33 198V200H31ZM45 197H48V199H45ZM77 197L78 198L80 197L79 198V201H78ZM129 197L131 199H133L132 202H131V199ZM189 197H190V199H189ZM254 197H255V199H252ZM24 198H27V199H24ZM34 198H36V199H34ZM98 198H100L101 201L98 200ZM175 198H176L177 201L175 200ZM182 198H184L185 200L183 199V201H182ZM244 198H246V199H244ZM65 199H66V201H65ZM68 199H69L70 203H69ZM92 199H94V200H92ZM171 199L173 200V202H172ZM199 199H201V200L199 201ZM10 200H12V201H10ZM25 200H26V203H25ZM75 200H76V202H75ZM117 200H119V201H117ZM145 200H148L149 203H147V201H145ZM233 200H234V202H233ZM236 200H237V202H235ZM242 200H244V201H242ZM20 201L22 202V204L20 203ZM29 201H31V202H29ZM35 201L36 202L38 201L40 204L38 202L36 203ZM51 201H52V203H51ZM114 201H116V202L113 203ZM123 201H125V202H123ZM206 201H207V203H206ZM33 202L36 203V204L34 203L35 206H34V204H32ZM101 202H103L102 205L99 204ZM104 202L106 204L107 203H109V204L106 205ZM119 202H121V204ZM135 202H136V205L138 204V206L135 205ZM150 202H152V203L150 204ZM2 203H3V205H2ZM5 203H8V204L5 205ZM10 203H12L11 206H10ZM116 203L117 204L119 203V206H117ZM139 203H141V206H139L140 205ZM165 203H166L167 206L164 205ZM254 203L255 204L257 203L258 205H255ZM13 204H14V209L15 210L12 207ZM64 204H66V205L68 204L67 206H68V209L69 210L68 209H65V208H67V206H62ZM104 204H105L106 208H104L105 207ZM126 204H128V206H126ZM147 204L148 205L149 204L152 205V207H150V206L148 207ZM154 204H155V206L156 205L157 206L155 207ZM172 204L175 205L173 207L174 208H177V209H174L173 207H171ZM177 204H179V205H177ZM180 204L182 206L184 205L183 208H181V209H180V206H181ZM238 204H239V206H238ZM26 205H27V207H26ZM74 205H77V206L75 207ZM95 205H97V206H95ZM115 205L118 207V209H116L117 207H115ZM202 205H203V207H202ZM102 206H104V207H102ZM110 206H112V208ZM113 206H114V209L115 210L113 209ZM129 206H130V208H129ZM199 206H201V207H199ZM207 206H208V208H207ZM255 206H257V207H255ZM1 207L3 208V210H2ZM16 207L18 209L19 208L21 209V210L19 209L20 212H21V215H20L19 210H17ZM101 207H102V209H101ZM139 207H140V209H139ZM157 207L159 208V210H158ZM162 207H164L165 209L162 208ZM185 207H186V209L189 210V213H188V210L185 209ZM6 208H7V210H5ZM27 208H29V212L28 213L31 214L30 216H29L28 213H26L28 211ZM62 208H64V209H62ZM70 208H71V210H70ZM83 208H84V210H83ZM222 208H224V209L222 210ZM245 208H246V210L248 208L249 212H247L245 210ZM255 208H257V209H255ZM259 208L261 210L257 211ZM25 209H27V210H25ZM55 209H56V211L58 213H56ZM138 209H139V211H138ZM172 209H174L175 211L172 210ZM178 209L180 211L179 212L178 211L176 212V210H178ZM197 209H199V210H197ZM237 209H239V210H237ZM251 209H253L252 211H254V215H253V212H251ZM13 210H14V212H13ZM31 210H32V213L33 214L30 212ZM37 210H39V211H37ZM66 210H68L69 213ZM95 210L97 211V213H96ZM106 210H109L110 212L109 211L107 212ZM129 210H132V211H129ZM134 210H136V212ZM141 210H142V212H141ZM143 210H145V211H143ZM161 210H163V211L166 210V211L163 212ZM201 210H203V211L201 212ZM212 210H214L216 212V214ZM224 210H226L227 212H225ZM244 210H245L246 213L244 212ZM9 211H12L13 213L12 212L9 213ZM62 211H63V213H65V215L63 214V216H62ZM90 211H92V212H90ZM94 211H95V213H93ZM192 211H193L194 214L196 213L195 216H194V214L193 215H190V214H192ZM220 211L222 212V214H221ZM256 211H257V213H256ZM4 212H6L7 214L4 213ZM116 212L117 213L119 212V213L117 214ZM160 212H162V213L160 214ZM217 212H218V214H217ZM241 212H244V213H241ZM75 213H76V215H75ZM90 213H91V215H90ZM121 213L124 214L125 216L122 215ZM171 213H172V215H171ZM197 213H198V215H197ZM209 213L210 214L213 213L212 215H214V216H211ZM9 214H10V216H9ZM66 214L69 216L68 218H67V215ZM115 214H117L116 217H118L120 219H118V218L117 219H115V218L113 219V217H114ZM129 214H132V216L129 215ZM166 214H168V215H166ZM224 214H226L227 216L224 215ZM234 214H235L236 217L238 216L239 218H234V216H233ZM12 215H14V216L18 215V216L15 218L14 216L12 217ZM26 215H28V216H26ZM52 215H53V217H52ZM70 215H72V216H70ZM86 215H88V216H86ZM103 215H104V217H103ZM109 215L111 216V218H109L110 217ZM119 215H121L125 219L128 217V220L123 219L121 216L119 217ZM133 215H135V216L133 217ZM160 215H163V216H160ZM209 215H210V217H209ZM230 215H232V216H230ZM2 216H4V217H2ZM240 216H242V218ZM244 216H245V219L246 220H244ZM247 216H250V218L247 217ZM40 217L43 218V219L40 220ZM51 217H52V219H51ZM59 217L61 219H59ZM161 217H162V219H161ZM188 217L193 218V219L191 220ZM212 217L214 218V220L213 219L211 220ZM229 217H231V218H229ZM7 218H9L12 221H14V224L11 223V222H9V220ZM3 219H6V220H3ZM16 219H18L19 221L16 220ZM34 219H37V220H35V223H34ZM68 219H69V221H68ZM181 219H183L184 221L182 220L183 221L182 222ZM198 219H200V221H198ZM206 219L207 220L209 219V221L210 220L213 221V224H212L211 221H210L211 222L210 223ZM21 220H23L24 223ZM38 220H39V222H38ZM63 220H65V222H63ZM116 220H118V221H116ZM190 220L192 222L194 221L197 224H199V223L200 224L198 226H197L196 223H194L192 225V223H191ZM240 220H241V222L239 223ZM67 221L70 222V223H68ZM115 221H116V224H115ZM160 221H162V223ZM233 221H235V222H233ZM252 221H253V223H252ZM8 222H9V224H8ZM58 222H60V224ZM62 222H63V225H62ZM152 222H155V223H153L152 225H154V226L151 225L152 226L151 227L150 224ZM181 222H182V224H181ZM186 222H187V224H186ZM189 222H190V224H189ZM223 222H224V224H223ZM169 223H170V225H172L171 227H170V225L168 226ZM45 224H48V225H45ZM82 224H86L87 226L82 225ZM91 224L93 225V227L94 226L95 227L92 228V225ZM101 224L104 225L105 228L103 226H101ZM229 224H231V226ZM8 225L10 226V228H8L9 227ZM25 225H26V227H25ZM29 225H31V226H29ZM17 226H20V227L18 228ZM210 226H212V227H210ZM228 226H229V228H228ZM12 227L15 228V229L13 230ZM51 227H53V228H51ZM190 227H191V229H190ZM248 227H249V229L252 227L250 229V231H247L246 229H243V228H247L248 229ZM60 228H62V230L65 228L64 229L65 231L63 230V235H61L62 230H60ZM85 228H86V230H85ZM146 228H149L152 232H154V233L156 232V233L154 234V233L151 232L152 235H149V234H151L150 233V230L149 229L146 230ZM192 228H195V230L192 229ZM226 228H227V230H226ZM16 229H19V230H16ZM25 229H28V230H25ZM45 229H46V231H45ZM66 229H67V231H66ZM153 229H154V231H153ZM200 229H201V231H200ZM210 229H212V230H210ZM49 230L52 233L53 232L54 233L52 234L51 232H49ZM57 230H58V233L56 234V231ZM68 230H70L72 233L68 232ZM103 230H105V231H103ZM224 230H226V231H224ZM245 230L248 232V234H246ZM251 230H252V232H251ZM35 231H37V232H35ZM83 231L85 232V234H84ZM107 231H109V232H107ZM191 231L192 232L194 231V232L192 233ZM222 231H224L225 235H223L224 233ZM227 231H228V233H227ZM233 231H236V232H233ZM12 232H15V233H13V234H16L15 236H17V234L19 235V237H17L16 240H15L16 237H14V235L12 234ZM26 232H29V233H26ZM95 232H97V233L96 234H92V233H95ZM111 232H112L111 235H114V236H112V237L109 236L108 237V234L111 233ZM139 232H141V233H139ZM240 232H242V233L240 234ZM8 233L10 235H7ZM23 233H25V234H23ZM42 233H45V236L42 235ZM98 233H101V236ZM184 233L186 235H189V236L186 238V235H183ZM202 233H205V234H202ZM217 233L219 234V236H218ZM229 233H231V234H229ZM58 234H60V235H58ZM71 234L73 236H71ZM130 234H131V236H130ZM168 234H170V237H169ZM4 235H6L8 237L11 236V237L6 238V236H4ZM34 235H36V236L38 235V236L36 237ZM39 235H41L42 237L39 236ZM51 235H52L53 239L50 240V238H51L50 236ZM76 235L78 236V238H77ZM104 235H106V236H104ZM132 235H136V236H132ZM141 235H142V239H140ZM233 235H234V238H233ZM245 235H247V236L245 237ZM248 235H250V236L248 237ZM28 236H30L31 238L28 237ZM60 236H61V238H60ZM127 236H128V238L129 237L130 238L132 237V239H128ZM149 236H153L154 238H155V236H157V237H156V239H154L153 237H149ZM158 236L160 238H158ZM173 236H175V237H173ZM192 236H193V238H192ZM253 236H254V238H253ZM43 237L44 238L46 237L47 239L46 238L45 239L47 241ZM168 237L169 238L172 237V241H169L168 242V240H169ZM250 237H252V239ZM261 237H262V239H261ZM37 238H39V239H37ZM81 238L82 239L85 238L84 239V242H86L88 240L89 243L87 241L86 242L87 244L85 243V245H84L83 240ZM90 238H91V241H93L92 243H90L91 242L90 241ZM115 238H116V240H115ZM246 238H247V240H246ZM35 239H36V241H35ZM57 239H58V241H57ZM67 239H70L71 241L70 240H67ZM92 239H94V240H92ZM122 239H126V240L124 241ZM133 239H135V241ZM159 239H161V240H159ZM200 239H201V241H200ZM32 240H34L35 244H34V242ZM52 240L54 241V243H53ZM79 240H80L81 243L79 242ZM207 240H208V242H207ZM232 240H234V241H232ZM245 240H246V242H244ZM11 241H12V243H11ZM21 241H22V243H21ZM41 241H42V244L44 242L43 246H42V244L41 245H37V244L41 243ZM51 241H52V243H51ZM69 241H70V244H69ZM76 241H77V244L74 245L73 243H76ZM131 241H134L133 242L134 245H133V243ZM252 241H255L256 243L255 242H252ZM14 242H15V244L17 242V244L15 245ZM28 242H30L31 244L28 243ZM46 242L50 243V245L48 243H46ZM78 242L81 245L78 244ZM140 242L142 243V245H141ZM201 242H202L203 245L201 244ZM205 242H207V243H205ZM57 243L60 244V245L62 244V245L60 246ZM149 243L150 244L152 243L151 244L152 246H150ZM204 243L207 244V245L204 246ZM243 243H246V245L243 244ZM20 244L21 245L23 244V245L21 246ZM28 244H30L29 245L30 248H27L28 247ZM64 244L66 245V247H65ZM93 244H94V246L95 245L96 246L94 247ZM98 244H99V246H98L99 247L98 248L99 254H98V250H96ZM145 244L146 245L148 244V245L146 246ZM228 244H230V245H228ZM8 245H11V247L10 246L8 247ZM44 245L45 246L47 245V247L43 248ZM76 245L79 246L78 248L80 250L78 248H73V246L76 247ZM82 245H83V250L84 251L81 249L82 248L81 247ZM239 245H241L242 247L239 246ZM3 246L4 247L6 246L10 250L9 249H4ZM31 246H33V247H31ZM87 246L90 247L89 248V253H86V252H88V247ZM119 246H120V248H119ZM124 246H126V247H124ZM48 247H51V248H53L55 250L54 253H52L53 249L50 248V252L54 255L53 259H56V260H53V259L51 260L52 254H50L49 251H48V255L46 254L45 251L48 249ZM64 247H65V249H64L65 251L62 250V248H64ZM85 247H86V249H85ZM100 247H102L103 251H101L102 249ZM208 247H209L210 250L208 249ZM68 248H70L71 252L69 251ZM173 248H175V249H173ZM205 248L207 249V251H206ZM211 248L213 250H211ZM42 249L44 251L43 254H46V255H42V253H39V254L42 255V257L40 255H39L40 257H38V255H36V254H37V252H40V251L42 252ZM91 249L98 256H100V253L101 252L106 253V254L105 255L104 254L102 255V253H101V256H100L101 260H100L99 257H97L96 255H94L95 253L93 255L91 254V252H92ZM107 249H109L108 250L109 252L107 251ZM131 249H132V251L133 250L134 251L132 252ZM144 249H146V250L144 251ZM171 249H173V250H171ZM249 249H251V250H249ZM256 249L258 251L259 250L260 251L258 252ZM104 250H106V251H104ZM123 250H124V252H122ZM215 250H218V252H220V253H218ZM10 251H12V253ZM61 251H63V252H61ZM68 251L70 253H68ZM138 251H140V252L142 251L141 253L139 252L141 256L140 255L138 256V254H139ZM178 251H179V253H177ZM199 251H201V252H199ZM8 252H10V253H8ZM75 252H76V254H75ZM128 252H129V254H128ZM143 252H145V253H143ZM256 252H258V253H256ZM29 253L32 254V255H29L30 258L28 256ZM61 253L63 254V257L62 258H61V256H62ZM79 253L80 254L83 253V254H81L80 257H79ZM107 253L108 254L110 253L109 254L110 256L107 255ZM174 253H175V256H174ZM217 253L218 254H222L224 257L222 255L221 256L219 255V257H218V254ZM49 254L51 255L50 258L48 257ZM250 254H252V255L250 256ZM59 255H61V256H59ZM70 255H72V256H70ZM150 255L152 256L151 258H150ZM171 255H173V256H171ZM180 255H181V257H180ZM253 255L256 256V257H254ZM4 256H5L6 259L4 258ZM8 256H9V258H8ZM26 256H28V257H26ZM102 256L104 258H102ZM143 256H145V257H143ZM225 256H226V258H225ZM261 256H263V257H261ZM13 257H14V259H13ZM71 257H73V258H71ZM87 257L88 258L90 257L89 258V259H91L89 261L90 263H88V261L86 259ZM247 257H248V259H246ZM76 258H78L79 261ZM82 258L83 259L85 258L86 260L84 259V261H82L83 260ZM187 258H188V260H187ZM19 259H21V260H19ZM143 259L144 260L147 259V260H145V262L148 261L149 263L148 262L145 263L143 261ZM192 259H195V260H192ZM58 260H60V261L59 262H56ZM216 260H218V261L220 260V261L217 262ZM188 261H190V262H188ZM207 261H209V262H207ZM241 261H243V262H241ZM141 262H143V263H141ZM46 264H47V262H46Z\"/></svg>", "mask_w": 264, "mask_h": 264}, {"label": "bare ground", "instance_id": "bare-ground-1", "mask_svg": "<svg viewBox=\"0 0 264 264\" xmlns=\"http://www.w3.org/2000/svg\"><path fill=\"white\" fill-rule=\"evenodd\" d=\"M1 1H2V0H1ZM24 1H25V0H24ZM47 1H48V0H45L44 3L47 2ZM80 1H81V0H80ZM18 2H19V1H18ZM36 2H37V1H36ZM81 2H82V1H81ZM90 2H91V1H90ZM90 2H89V3H90ZM92 2H93V1H92ZM92 2H91V3H92ZM15 3H16V2H15ZM21 3H23V2L21 1ZM26 3H27V2H26ZM109 3H110V2H109ZM0 4H1V3H0ZM9 4H10V3H9ZM16 4H17V3H16ZM16 4H15V5H16ZM24 4H25V3H24ZM24 4H23V5H24ZM114 4H115V3H114ZM114 4H113V5H114ZM168 4H169V3H168ZM168 4H165V5L168 6ZM15 5H14V6H15ZM20 5H21V4H20ZM29 5H30V4H29ZM33 5H34V4H33ZM90 5H91V4H90ZM92 5H93V4H92ZM100 5H102V4H99V5L97 4V5H95V6L98 7V6H100ZM105 5H106V4H105ZM105 5H104V6H105ZM109 5H110V4H109ZM202 5H203V4H202ZM9 6L11 7L12 5L10 4ZM16 6H17V5H16ZM16 6H15V7H16ZM26 6H27V5H26ZM85 6H87V3H86ZM95 6H94V7H95ZM104 6H103V7H104ZM110 6H111V5H110ZM172 6H173V5H172ZM172 6H171V7H172ZM216 6H217V5H216ZM10 7H9V8H10ZM12 7H13V6H12ZM94 7H93V8H94ZM108 7H109V6H108ZM174 7H175V5H174ZM178 7H180V6H178ZM188 7H189V6H187V8H188ZM21 8H22V7H21ZM98 8H99V7H98ZM101 8H102V7H101ZM215 8H216V7H215ZM15 9H16V8H15ZM25 9H26V8H25ZM34 9H35V7H34ZM36 9H37V8H36ZM36 9H35V10H36ZM83 9H84V8H83ZM85 9H87V8H85ZM95 9H96V8H95ZM103 9H104V8H103ZM108 9H110V8H108ZM108 9H107V10H108ZM172 9H173V8H172ZM178 9H179V8H178ZM202 9H203V8H202ZM212 9H213V6H212ZM212 9H211V10H212ZM0 10H1V9H0ZM9 10H10V9H8V11H9ZM17 10H18V9H17ZM32 10H33V9H32ZM35 10H34V11H35ZM52 10H53V9H52ZM54 10H55V7H54ZM99 10H100V9H99ZM104 10H105V9H104ZM104 10H103V11H104ZM191 10H192V9H191ZM209 10H210V9H209ZM5 11H6V10H5ZM30 11H31V10H30ZM30 11L28 10V13H29ZM50 11H51V10H50ZM83 11H85V10H83ZM86 11H88V9H87ZM96 11H97V10H96ZM120 11H121V10H120ZM11 12H12V11H11ZM101 12H102V11H101ZM123 12H124V11H123ZM174 12H176V10H175ZM177 12H179V11H177ZM185 12H188V11L185 10ZM210 12H211V11H210ZM214 12H215V10H214ZM32 13H33V11L30 12V14H32ZM84 13H85V12H84ZM89 13H90V12H89ZM102 13H103V12H102ZM212 13H213V12H211V14H212ZM10 14H11V13H10ZM13 14H14V13H13ZM85 14H86V13H85ZM96 14H98V13H96ZM120 14L122 15L123 13H120ZM188 14H189V13H188ZM207 14H208V13H207ZM3 15H4V14H3ZM3 15H2V16H3ZM150 15H151V14H150ZM186 15H187V14H186ZM193 15H194V14H193ZM0 16H1V14H0ZM25 16H26V15H25ZM93 16H94V15H91V17H93ZM184 16H185V14H184ZM91 17H90V18H91ZM96 17H97V16H96ZM123 17H124V15H123ZM166 17H168V15H167ZM170 17H171V16H170ZM1 18H4V17H1ZM67 18H71V17H67ZM72 18H73V16H72ZM72 18H71V19H72ZM79 18H80V17H78V19H79ZM146 18H147V17H146ZM21 19H22V18H21ZM78 19H77V20H78ZM99 19H100V18H99ZM169 19H170V18H169ZM171 19H172V18H171ZM69 20H70V19H69ZM75 20H76V19H75ZM86 20H87V19H86ZM94 20H95V18H94ZM13 21H14V20H13ZM24 21H25V20H24ZM26 21H27V20H26ZM66 21H68V20L66 19ZM71 21H72V20H71ZM79 21H80V20H79ZM98 21H100V20H98ZM15 22H16V21H15ZM18 22H19V20H18ZM63 22H64V21H63ZM84 22H85V21H84ZM93 22H94V24H95V21H93ZM93 22H92V23H93ZM104 22H105V21H104ZM31 23H32V22H31ZM68 23H69V22H68ZM75 23H76V22H75ZM77 23H78V22H77ZM80 23H81V22H80ZM97 23H98V22H96V24H97ZM99 23H100V22H99ZM124 23H125V22H124ZM171 23H172V22H171ZM7 24H8V23H7ZM16 24H18V23H16ZM21 24H25V23H21ZM26 24H27V23H26ZM60 24H62V23H60ZM64 24L66 25V23H64ZM64 24H62V25H64ZM71 24H72V22H71ZM96 24H95V25H96ZM102 24H103V22H102ZM147 25H148V24H147ZM2 26H4V25H2ZM23 26H24V25H23ZM23 26H22V27H23ZM31 26H32V25H31ZM66 26H67V25H66ZM86 26H87V25H86ZM213 26H214V25H213ZM217 26H218V25H217ZM12 27H13V26H12ZM25 27H26V26H25ZM58 27H60V26H58ZM58 27H57V28H58ZM63 27H64V26H63ZM67 27H69V26H67ZM218 27H219V26H218ZM4 28H5V27H4ZM30 28H31V27H30ZM54 28H55V27H54ZM54 28H53V29H54ZM64 28H65V27H64ZM64 28H63V30H64ZM69 28H70V27H69ZM69 28H68V29H69ZM72 28H73V27H72ZM91 28H92V27H91ZM162 28H164V27H162ZM166 28H167V27H166ZM166 28H165V29H166ZM219 28H220V27H219ZM65 29H66V32H65V33H67V28H65ZM70 29H71V28H70ZM70 29H69L68 31H70ZM105 29H108V28H104V29H102V30H105ZM248 29H249V27H248ZM22 30H23V29H22ZM28 30H29V28H28ZM63 30H62V31H63ZM76 30H77V29H76ZM250 30H251V29H250ZM254 30H255V29H254ZM254 30H252L251 32H253ZM1 31H2V29H1ZM7 31L10 32L8 29H7ZM13 31H15V30H13ZM19 31H20V30H19ZM51 31H53V30H51ZM56 31H57V30H56ZM58 31H59V29H58ZM58 31H57V32H58ZM74 31H75V30H74ZM92 31H93V30H92ZM96 31H98V29H97ZM246 31H248V30L246 29ZM20 32H21V31H20ZM49 32H50V31H49ZM90 32H91V30L89 31V33H90ZM94 32H95V31H94ZM166 32H167V31H166ZM249 32H250V31H249ZM6 33H7V32H6ZM11 33H12V32H11ZM11 33H10V34H11ZM60 33H61V32H59V35H60ZM72 33H73V30H72ZM80 33H81V32H80ZM86 33H87V32H86ZM86 33H85V34H86ZM219 33H220V32H219ZM246 33H247V32H246ZM3 34H4V33H3ZM12 34H13V33H12ZM20 34H21V33H20ZM23 34H25V33H23ZM32 34H33V33H32ZM69 34H70V33H69ZM73 34H74V33H73ZM94 34L96 35L97 33H94ZM106 34H107V33H106ZM106 34H105V36H106ZM167 34H168V32H167ZM169 34H170V33H169ZM249 34H250V33H249ZM21 35H22V34H21ZM21 35H20V36H21ZM26 35H27V33H26ZM65 35H66V34H65ZM75 35H76V34H75ZM75 35H74V37H75ZM81 35H82V34H81ZM102 35H103V34H102ZM247 35H248V34H247ZM1 36H2V35H1ZM12 36H13V35H12ZM22 36H23V35H22ZM24 36H25V35H24ZM34 36H35V35H34ZM55 36H56V34H55ZM63 36H64V35H63ZM63 36H62V37H63ZM85 36H87V34H86ZM91 36H94V35L92 34ZM98 36H99V35H98ZM98 36H97V37H98ZM105 36L103 35L102 38H105ZM107 36H108V35H107ZM200 36H201V35H200ZM203 36H204V35H203ZM208 36H209V35H208ZM212 36H213V35H212ZM212 36H211V37H212ZM241 36L243 37V35H241ZM241 36H240V37H241ZM4 37H5V36H4ZM4 37H3V38H4ZM6 37H7V36H6ZM9 37H10V36H9ZM16 37H17V36H15V38H16ZM28 37H29V35H28ZM44 37H46V36H43V40H42L43 42H44V40H45ZM49 37H50V36H49ZM57 37H58V35H57ZM59 37H60V36H59ZM64 37H65V36H64ZM64 37H63V38H64ZM68 37H70V36H68ZM72 37H73V35H72ZM74 37H73V38H74ZM168 37H169V36H168ZM195 37H196V36H195ZM197 37H198V35H197ZM201 37H202V36H201ZM20 38H21V39H20L19 41H22V39H23L24 37H23V38L20 37ZM25 38H26V37H25ZM29 38H30V37H29ZM37 38H38V37H37ZM37 38H36V41H40V40H39L40 38H38V40H37ZM51 38L53 39V37H51ZM73 38H72V39H73ZM119 38H120V36H119ZM169 38H170V37H169ZM206 38H207V37H206ZM208 38H209V37H208ZM208 38H207V41L210 39V38H209V39H208ZM245 38H246V37H245ZM247 38H249V36H248ZM0 39L2 40V38H0ZM5 39H7V38H5ZM10 39H11V38H10ZM41 39H42V38H41ZM49 39H50V38H49ZM67 39H68V38H67ZM77 39H78V38H77ZM79 39H80V38H79ZM85 39H86V38H84V40H85ZM87 39H88V38H87ZM198 39H199V38H198ZM204 39H205V38H204ZM238 39H239V36H238ZM255 39H257V38H255ZM1 40H0V41H1ZM27 40H28V39H27ZM31 40H32V38L30 39V41H31ZM33 40H34V39H33ZM33 40H32V41H33ZM57 40H59V39H57ZM60 40H62V39H60ZM91 40H92V39H91ZM101 40H102V39H100V40H98V41H101ZM195 40H196V38H195ZM201 40H202V39H201ZM210 40H211V39H210ZM210 40H209V42H210ZM213 40H214V39H213ZM233 40H234V39H233ZM247 40H249V39H247ZM2 41H6V40H2ZM9 41H10V40H9ZM14 41H16V40H14ZM24 41H25V40H24ZM42 41H41V42H42ZM45 41H46V40H45ZM47 41H48V40H47ZM49 41H50V40H49ZM53 41H55V38L53 39ZM103 41H104V39H103ZM119 41H120V40H119ZM161 41H162V40H161ZM202 41H203V40H202ZM205 41H206V40H205ZM205 41H204V42H205ZM236 41H237V40H236ZM244 41H245V40H244ZM249 41H250V40H249ZM251 41H252V40H251ZM254 41H255V40H254ZM256 41H257V40H256ZM41 42L39 43L40 45H41ZM67 42H69V41H67ZM77 42H78V40H77ZM79 42H80L79 45L81 46L82 41H79ZM79 42H78V43H79ZM123 42H124V41H123ZM123 42L121 43V45L123 44ZM165 42L168 43V42H167V38H166V41H165ZM171 42H172V41H171ZM191 42H193V41H191ZM212 42H213V41H212ZM252 42H253V41H252ZM5 43H6V42H5ZM34 43H35V42H34ZM34 43H33V44H34ZM55 43H57V42L55 41ZM61 43H62V44H61ZM69 43H70V42H69ZM73 43H75V42H74V39H73ZM78 43H77V44H74V45L76 46V45H78ZM98 43H99V42H98ZM188 43H189V42H188ZM238 43H239V42H238ZM240 43H241V42H240ZM36 44H37V43H36ZM36 44H35V45H36ZM42 44H43V43H42ZM45 44H47V43H45ZM48 44H49V43H48ZM63 44H64V43L60 41V44H58V46H59V45H63ZM115 44H116V42L114 43V45H115ZM119 44H120V42H119ZM119 44L117 43L116 45H119ZM130 44H131V42H130ZM145 44H146V43H145ZM183 44H184V43H183ZM185 44H186V43H185ZM204 44H205V43H204ZM221 44H222V43H221ZM31 45H32V44H31ZM43 45H44V44H43ZM54 45H55V44H54ZM65 45H66V44H65ZM82 45H85V44H82ZM105 45H106V44H105ZM165 45H167V44H165ZM172 45H173V44H172ZM174 45H175V44H174ZM181 45H182V44H181ZM202 45H203V43H202ZM225 45H226V44H225ZM233 45H235V44H233ZM250 45H251V42H250ZM13 46H15V45H13ZM51 46H52V45H51ZM71 46H72V45H71ZM71 46H70V47H71ZM111 46H112V45H111ZM142 46H143V45H142ZM160 46H161V45H160ZM162 46H163V45H162ZM175 46H177V45H175ZM206 46L209 47V46H211V45L208 46V44H207ZM39 47H40V46H39ZM39 47H38V48H39ZM41 47H42V46H41ZM41 47H40V48H41ZM44 47H45V46H43L42 48H44ZM63 47H64V45H63ZM104 47H105V46H104ZM104 47H103V48H104ZM108 47H109V46H107V48H108ZM112 47H113V46H112ZM114 47H115V46H114ZM114 47H113V48H114ZM117 47H118V46H117ZM127 47H128V45H127ZM204 47H205V46H204ZM211 47H212V46H211ZM214 47H217V44H216ZM38 48H37V49H38ZM40 48H39V49H40ZM47 48L49 49L48 46H47ZM53 48H54V47H53ZM68 48H69V47H68ZM76 48H77V47H76ZM76 48H75V49H76ZM105 48H106V47H105ZM120 48H121V47H120ZM120 48H118V49H120ZM131 48H132V47H131ZM171 48H173V46H172ZM180 48H181V46H180ZM180 48H177V49H180ZM217 48H218V47H217ZM217 48H216V49H217ZM30 49H31V48H30ZM37 49L35 50V48H34L33 50L31 49V51H32V52H34V51L36 52ZM50 49H52V48H50ZM64 49H65V48H64ZM66 49H67V48H66ZM71 49L73 50V47H71ZM80 49H81V48H80ZM111 49H112V48H111ZM114 49H115V48H114ZM114 49H113V50H114ZM128 49H129V48H128ZM213 49H214V48H213ZM216 49H215V51H217ZM224 49H225V48H224ZM14 50H15V49H14ZM23 50H24V49H23ZM45 50H46V49L44 48V52H46ZM54 50H56V49H54ZM54 50H53V51H54ZM72 50H71V51H72ZM76 50H78V49H76ZM101 50H102V49H101ZM105 50H107V49H105ZM108 50H109V49H108ZM130 50H133V49H130ZM130 50H129V51H130ZM167 50H168V47H167ZM173 50H174V49H173ZM175 50H176V47H175ZM12 51H13V50H12ZM21 51H22V50H21ZM42 51H43V50H42ZM49 51H50L51 53L53 52V51H51V50H49ZM58 51H59V50H58ZM62 51H63V50H62ZM62 51H61V52H62ZM66 51H67V50H66ZM111 51H112V50H111ZM111 51H109V52H111ZM122 51L126 52L127 50H124V49H123V50H121L120 52H122ZM137 51H138V50H137ZM171 51H172V49H171ZM177 51H178V50H177ZM179 51H180V50H179ZM181 51H182V49H181ZM225 51H226V50H225ZM231 51H232V50H231ZM231 51H230V52H231ZM16 52L18 53L19 51H16ZM32 52H30V53H32ZM35 52H34V53H35ZM44 52H43V54H44ZM54 52H56V51H54ZM54 52H53L52 54H55ZM59 52H60V51H59ZM61 52H60V53H61ZM64 52H65V51H64ZM64 52H63V53H64ZM74 52H75V51H74ZM79 52H81V51H79ZM91 52H92V51H91ZM96 52H97V51H96ZM98 52H99V51H98ZM98 52H97V53H98ZM103 52H104V49H103ZM114 52H115V50H114ZM114 52H113V53H114ZM130 52H131V51H130ZM168 52H169V51H168ZM183 52H184V50H183ZM183 52H182V53H183ZM220 52H221V50L219 51V53H220ZM227 52H229V51H227ZM227 52H226V54H227ZM247 52H248V51H247ZM249 52H250V51H249ZM14 53H15V52H14ZM34 53H32V55H34ZM38 53L40 54V52H38ZM47 53H48V52H47ZM51 53H48V54H47L48 56H46V55L44 54V56H46L47 59H49V57H50L49 54H51ZM77 53H78V52H77ZM81 53H82V52H81ZM84 53H85V52H84ZM94 53H95V51H94ZM99 53H100V52H99ZM104 53H105V52H104ZM115 53H117V52H115ZM128 53H129V52H128ZM166 53H167V52H166ZM172 53H173V51L171 52V54H172ZM176 53H178V52H176ZM261 53H263V52L261 51ZM65 54H66V53H65ZM65 54H64V55H65ZM67 54H68V53H67ZM95 54H96V53H95ZM106 54H107V53H106ZM120 54H121V53H120ZM120 54H119V55H120ZM180 54H181V52H180ZM180 54H179V56H180ZM183 54H184V53H183ZM220 54H222V52H221ZM255 54H256V53H254V55H255ZM28 55H29V54L27 53V56H28ZM32 55H30V56H32ZM40 55H42V54H40ZM58 55H59V54H58ZM58 55H56V56H58ZM70 55H71V54H70ZM73 55L76 56L77 54H76V55L73 54ZM79 55H80V54H78V55L76 56L77 59L79 58ZM107 55L109 56V58L111 57V56H110L111 54H110V55L107 54ZM113 55H114V54H113ZM116 55H117V56H116ZM116 55H115V58H118L119 55H118V54H116ZM124 55H125V54H124ZM137 55H138V54H137ZM147 55H148V54H147ZM169 55H170V53H169ZM174 55H175V54H174ZM181 55H182V54H181ZM222 55H223V54H222ZM222 55H221V56H222ZM254 55H253V56H254ZM259 55H260V54H259ZM11 56H13V55L11 54ZM11 56H10V57H11ZM59 56H60V58H58V57H57V58H58V59H62V56H63V55H62V56L59 55ZM82 56H83V54H82ZM91 56H92V55H91ZM121 56H123V53H122ZM121 56H120V57H121ZM159 56H160V55H159ZM179 56H178V57H179ZM217 56H218V55H217ZM242 56H243V55H242ZM247 56H248V55H247ZM250 56H252V55H249V58H250ZM3 57H4V56H3ZM5 57H6V55H5ZM7 57H8V56H7ZM7 57H6V59H7ZM15 57H16V56H15ZM15 57H14V58H15ZM72 57H73V56H72ZM87 57H88V56H87ZM96 57H97V55H96ZM99 57H100V56H99ZM113 57H114V56H113ZM120 57H119V58H120ZM131 57H132V56H131ZM137 57H138V56H137ZM181 57H182V56H181ZM181 57H180V58H181ZM222 57H223V56H222ZM225 57H226V55H225ZM254 57H255V56H254ZM11 58H12V57H11ZM11 58H10V59H11ZM14 58H13V59H14ZM26 58H27V57H26ZM84 58H86V57H84ZM104 58H105V57H104ZM109 58H108V59H109ZM119 58H118V59H119ZM223 58H224V57H223ZM223 58H221V60H222ZM227 58H228V57H227ZM246 58H247V57H246ZM246 58H245V59H246ZM256 58H258V57L256 56ZM259 58H260V57H259ZM2 59H3V58H2ZM6 59H3L2 62L6 61ZM36 59H37V58H36ZM51 59L53 60L54 57H52V58L50 57L49 60L51 61ZM63 59H66V58H63ZM68 59H69V57H68ZM72 59H73V58H72ZM74 59H75V57H74ZM77 59H76V60H77ZM108 59L106 58V59H105V62H106V60L109 61ZM111 59H112V58H111ZM111 59H110V61H111ZM130 59H131V58H130ZM164 59H165V58H164ZM174 59H177V58H174ZM182 59H184V58H182ZM42 60H44V61H42ZM49 60H46V61H49ZM76 60H75V61H76ZM82 60H83V59H82ZM82 60H81V61H82ZM90 60H92V59L89 58V62L91 63ZM161 60H162V58H161ZM172 60H173V59H172ZM179 60H180V59H179ZM179 60H178V61H179ZM41 61H42L43 63L46 62L45 59H41ZM41 61H39V63H40ZM63 61H64V60H63ZM67 61H68V60H67ZM79 61H80V59H79ZM112 61H114V60H112ZM112 61H111V62H112ZM128 61H129V58H128ZM130 61H131V60H130ZM130 61H129V62H130ZM178 61H177L176 63H178ZM187 61H188V60H187ZM224 61H225V60H224ZM224 61H221V62H224ZM257 61H258V60H257ZM260 61H261V60H260ZM262 61H263V60H262ZM0 62H1V59H0ZM15 62L19 63L18 61H16V58H15ZM15 62L13 61L14 65H16ZM42 62H41V63H42ZM53 62L56 64L55 60H54ZM57 62H58V61H57ZM131 62H132V61H131ZM131 62H130V63H131ZM158 62H159V61H158ZM168 62H169V61H168ZM168 62H167V63H168ZM170 62H171V61H170ZM173 62H175V60H174ZM173 62H172V63H169V64H173ZM181 62H182V61H181ZM183 62H185V60H184ZM183 62H182V63H183ZM192 62H193V61H192ZM238 62H239V60H238ZM11 63H12V60H11ZM29 63H30V62H28V64H29ZM67 63H68V62H67ZM71 63H73V61H72ZM75 63H76V62H75ZM80 63H81V62H80ZM82 63H83V62H82ZM107 63H108V62H107ZM161 63H162V62H161ZM176 63H175V65H176ZM185 63H186V62H185ZM209 63H210V62H209ZM225 63H226V62H225ZM225 63H223V64H225ZM6 64H7V63H6ZM30 64H32V62H31ZM62 64H63V62H62ZM78 64H79V63H78ZM91 64H92V63H91ZM103 64H105V63H103ZM103 64H102V65H103ZM117 64H118V63H117ZM162 64H163V63H162ZM162 64H161V65H162ZM169 64H168V65H169ZM178 64H179V63H178ZM212 64H214V63L212 62ZM212 64H211V65H212ZM215 64H216V63H215ZM217 64H218V63H217ZM221 64H222V63H221ZM221 64H220V65H221ZM262 64H263V66H264V63H263V62H262ZM1 65H2V64H1ZM4 65H5V63H3V66H4ZM7 65H8V64H7ZM14 65H13V66H14ZM17 65H18V64H17ZM32 65H33V64H32ZM48 65H49V64H48ZM72 65H73V64H72ZM74 65H75V64H74ZM76 65H77V64H76ZM119 65H120V64H119ZM161 65H160V66H161ZM166 65H167V64H166ZM168 65H167V66H168ZM180 65H181V64H180ZM182 65H183V64H182ZM185 65H186V64H185ZM189 65H190V63H189ZM189 65H188V63H187V66H189ZM237 65H238V64H237ZM3 66H2V67H3ZM13 66H12V67H13ZM34 66H36V65H34ZM37 66H38V65H37ZM61 66H62V65H60V67H61ZM68 66H69V65H68ZM162 66H163V65H162ZM169 66H172V65H169ZM22 67H23V66H22ZM32 67H33V66H32ZM60 67H59L60 70H61V69L65 70V67H64V66L61 67V68H60ZM71 67H74V66H71V65H70V68H71ZM86 67H88V66H86ZM95 67H96V65H95ZM111 67H112V66H111ZM116 67H117V66L115 65V68H116ZM163 67H166V66H163ZM172 67H173V66H172ZM177 67H178V66H177ZM177 67L175 66V68H177ZM205 67H206V66H205ZM218 67H222V66H219V65H218L217 68H218ZM9 68H10V67H9ZM33 68H34V67H33ZM35 68H36V67H35ZM50 68H51V67H50ZM50 68H49V67L47 68V70L49 69V72L51 71ZM79 68H80V67H79ZM81 68H82V67H81ZM93 68H94V67H93ZM118 68H119V66H118ZM200 68H201V67H200ZM237 68H238V66H237ZM7 69H8V68H7ZM15 69H16V68H15ZM15 69H14V70H15ZM17 69H18V68H17ZM19 69H20V68H19ZM21 69H22V68H21ZM21 69H20V70H21ZM51 69H52V68H51ZM53 69H55V68H53ZM53 69H52V70H53ZM71 69H72V68H71ZM71 69H70V70L68 69V71H65V72L69 73V71H72ZM77 69H78V66H77ZM84 69H85V71H86V68H84ZM90 69L92 70L91 67H90ZM100 69H102V68H100ZM112 69H114V68H112ZM112 69H111V70H112ZM116 69H117V68H116ZM121 69H122V67H121ZM159 69H161V68H159ZM162 69H164V68H162ZM168 69H169V67H168ZM178 69H180V68H178ZM183 69H184V68H183ZM210 69H211V68H210ZM214 69H215V68H214ZM220 69H221V68H220ZM2 70H4V67H3ZM20 70H19V71H20ZM75 70H76V69H75ZM88 70H89V69H88ZM118 70H119V69H117V71H118ZM172 70H174V69H172ZM196 70H197V69H196ZM202 70H203V69H202ZM216 70H217V69H216ZM19 71H18V72H19ZM36 71H37V70H36ZM41 71H42V70H41ZM77 71H78V70H77ZM100 71H101V70H100ZM105 71H106V70H105ZM107 71H109V70H107ZM114 71H115V70H114ZM114 71H113V72H114ZM117 71H116V72H117ZM119 71L122 72L123 69H122V70H119ZM119 71H118V72H119ZM165 71H167V70H165ZM165 71H164V73H165ZM178 71H180V70H178ZM199 71H200V70H199ZM212 71H213V70H212ZM212 71H211V73H212ZM214 71H215V70H214ZM238 71H240V70H238ZM13 72H14V71H13ZM20 72H21V71H20ZM33 72H34V71H33ZM53 72H54V71H53ZM59 72H60V71H59ZM61 72H62V75L65 74V72H63L62 70H61ZM91 72H93V71H91ZM128 72H129V71H128ZM223 72H224V71H223ZM6 73H7V72H6ZM27 73H28V72H27ZM45 73H46V72L41 73V75H42L41 77H44L43 75H45ZM71 73H72V72H71ZM73 73H74V72H73ZM82 73H84V72H82ZM96 73H97V72H96ZM102 73H104V71H103ZM106 73H107V72H106ZM167 73H168V72H167ZM182 73H183V72H182ZM184 73H186V72L184 71ZM196 73H197V72H196ZM204 73H205V72H204ZM236 73H237V72H236ZM7 74H9V73H7ZM57 74H58V72H57ZM75 74H77V73H75ZM85 74H87V73H84V75H85ZM99 74H100V72H99ZM109 74H110V73H109ZM112 74H113V73H112ZM119 74H120V73H119ZM119 74H118V75H119ZM126 74H127V73H125L124 75L127 76ZM130 74H131V73H130ZM130 74H129V75H130ZM137 74H138V73H137ZM137 74H135V75H137ZM145 74H146V73H145ZM145 74H144V75H145ZM150 74H151V73H150ZM150 74H149V75H150ZM162 74H163V73H162ZM187 74H188V72H187ZM187 74H186V75H187ZM191 74H193V73H191ZM208 74H210V73H208ZM214 74H215V73H214ZM9 75H10V74H9ZM13 75H14V73H13ZM49 75H50V74H49ZM89 75H90V74H88V79H89ZM110 75H111V74H110ZM118 75H117V76H118ZM135 75H134V76H135ZM144 75L141 74V76H143V77H144ZM149 75H146V77L149 76ZM172 75H173V74H172ZM172 75H171V76H172ZM183 75H184V74H183ZM189 75H190V74H189ZM194 75H196V74H194ZM205 75H206V74H205ZM205 75H204V76H205ZM210 75H211V74H210ZM2 76L4 77V75H2ZM2 76L0 75V78H1ZM47 76H48V75H46V77H47ZM51 76H52V73H51ZM54 76H55V75L53 74L52 77H54ZM78 76H79V75H78ZM82 76H83V75H82ZM105 76H106V75H105ZM120 76H121V74H120ZM120 76H118V77H120ZM125 76H123V77H124V78H127V77H125ZM141 76L138 75V77H141ZM152 76H153V75H152ZM159 76H160V75H159ZM166 76L168 77V75H166ZM166 76H165V77H166ZM197 76H198V75H197ZM204 76H203V77H204ZM211 76H212V75H211ZM8 77H9V76H8ZM8 77H7V78H8ZM10 77H11V76H10ZM37 77H40V76H37ZM46 77H45V78H46ZM55 77H56V76H55ZM61 77L63 78V76H61ZM68 77L70 78V75H69V74H68ZM71 77H72V76H71ZM95 77H96V76H95ZM108 77H109V76H108ZM108 77L106 76V77H104V78H108ZM112 77H113V76H112ZM112 77L110 76L109 78L111 79ZM123 77H122V78H123ZM131 77H133V76L131 75ZM136 77H137V76H136ZM155 77H156V76H155ZM157 77H158V76H157ZM175 77H176V76H175ZM189 77H190V76H189ZM198 77H199V76H198ZM208 77H209V76H208ZM57 78H58V77H57ZM73 78H74V77H73ZM79 78H81V77L79 76ZM97 78H98V76H97ZM100 78H101V77H100ZM104 78L102 77L101 80L104 79ZM109 78H108V79H109ZM114 78H115V77H114ZM122 78H121V79H122ZM124 78H123V80H124ZM168 78H170V77H168ZM172 78H174V77H172ZM182 78H183V77H182ZM182 78H180V79H182ZM193 78H195V77L193 76ZM209 78H211V80L213 79L212 77H209ZM241 78H242V77H241ZM1 79H3V78H1ZM4 79H5V81H6V78H4ZM19 79H20V78H19ZM66 79H67V76H66ZM95 79H96V78H95ZM110 79H109V80H110ZM128 79H129V78H128ZM128 79H127V80H128ZM146 79H147V78H146ZM155 79H156V78H155ZM166 79H167V78H166ZM170 79H171V78H170ZM189 79H190V78H189ZM43 80H44V78H43ZM64 80H65V79H64ZM73 80H74V79H73ZM78 80H79V79H78ZM91 80H92V79H91ZM93 80H94V79H93ZM114 80H115V79H114ZM114 80H113V81H114ZM139 80L141 81V79H139ZM191 80H193V79H191ZM200 80H201V79H200ZM241 80H242V79H241ZM17 81H19V80H17ZM17 81H16V82H17ZM44 81H45V80H44ZM52 81H53V80H52ZM81 81H82V80H81ZM95 81L98 82V81H100V79H96V80H94V82H95ZM115 81H116V80H115ZM121 81H122V80H121ZM121 81L119 80L120 83H123V81H122V82H121ZM167 81H168V80H167ZM180 81H181V80H180ZM196 81H197V80H196ZM198 81H199V79H198ZM254 81H255V80H254ZM2 82H3V81H2ZM11 82H12V81H11ZM16 82L14 81L15 84H16ZM32 82H33V84H34L35 81H32ZM32 82H31V86H32ZM63 82H64V81H63ZM65 82H66V80H65ZM65 82H64V83H65ZM73 82H74V81H73ZM73 82L70 81V83H73ZM76 82H78V81H76ZM90 82H91V81H90ZM109 82H111V81H109ZM116 82H118V81H116ZM124 82H125V81H124ZM165 82H166V81H164V83H165ZM184 82H185V81H183V83H184ZM186 82H187V81H186ZM202 82H203V81H202ZM238 82H239V84H240V81H238ZM7 83H10V81H8ZM7 83L5 82V84H6L5 86H6V87L8 86ZM14 83H13V84H14ZM17 83H18V82H17ZM36 83H37V80H36ZM42 83H43V81H42ZM83 83H85V82H83ZM86 83H87V81H86ZM86 83H85V84H86ZM106 83H107V82H106ZM114 83H115V82H114ZM126 83H127V82H126ZM166 83H168V82H166ZM178 83H179V80H178ZM193 83H194V82H193ZM211 83H212V82H211ZM211 83H210V84H211ZM15 84H14V85H15ZM77 84L80 85V83H77ZM93 84H94V83H93ZM95 84H96V83H95ZM117 84H118V83H117ZM117 84L115 83L114 86H116ZM181 84H182V82H181ZM196 84H198V83L195 82L194 86H195ZM200 84H201V83H200ZM228 84H229V83H228ZM0 85H1V84H0ZM9 85H11V83H10ZM18 85H19V84H18ZM18 85H17V86H18ZM25 85H27V84H25ZM38 85H39V84H38ZM38 85H36L35 87H37ZM42 85H43V84H42ZM64 85H65V84H64ZM70 85H71V84H70ZM74 85H76V84H73L72 86H74ZM90 85H92V83H91ZM97 85H98V84H97ZM112 85H113V84H112ZM121 85H122V84H121ZM125 85H126V84H125ZM125 85H123V86L125 87ZM149 85H150V83H149ZM201 85H202V84H201ZM201 85H198V86H201ZM229 85H230V84H229ZM251 85H252V84H251ZM2 86H3V85H2ZM2 86H0V87H2ZM12 86H13V85H12ZM17 86H14V87L17 88ZM22 86H23V85H22ZM27 86H28V85H27ZM27 86H23V88H24L23 90H25V88H26ZM29 86H30V85H29ZM29 86H28V87H29ZM61 86H62V85H61ZM103 86H104V85H103ZM142 86H143V85H142ZM142 86H141V87H142ZM151 86H152V84H151ZM170 86H171V83H170ZM172 86H174V85H172ZM186 86H187V85H186ZM204 86H205V85H204ZM210 86H211V85H210ZM210 86H209V87H210ZM233 86H234V85H233ZM254 86H255V85H254ZM19 87H20V86H19ZM38 87H39V86H38ZM38 87H37V88H38ZM46 87H47V86H46ZM62 87H63V86H62ZM69 87H70V86H69ZM76 87H77V85H76ZM82 87H83V84H82ZM98 87H99V86H98ZM98 87H96V88H98ZM116 87H120V86H116ZM155 87H156V86H155ZM177 87L180 88L179 86H177ZM181 87H183V86H181ZM207 87H208V86H207ZM218 87H220V86H218ZM231 87H232V86H231ZM2 88H3V87H2ZM29 88H30V87H29ZM31 88H32V87H31ZM37 88H36V90H38ZM57 88H58V87H57ZM57 88H56V89H57ZM72 88H73V87H72ZM72 88H69V89H72ZM74 88H75V87H74ZM77 88H78V87H77ZM90 88H91V87H90ZM92 88H93V87H92ZM94 88H95V86H94ZM100 88H101V86H100ZM100 88H99V89H100ZM136 88H137V90H138V87H136ZM152 88H153V87H152ZM157 88H158V87H157ZM173 88H174V87H173ZM190 88H191V86H190ZM192 88H193V87H192ZM205 88H206V87H205ZM211 88H212V86H211ZM222 88H223V87H222ZM232 88H233V87H232ZM5 89H6V88H5ZM5 89H4V90H5ZM7 89H8V88H7ZM21 89H22V88H21ZM21 89H20V90H21ZM26 89H27V88H26ZM32 89H33V88H32ZM58 89H60V88H58ZM58 89H57V90H58ZM87 89H89V86H87ZM119 89H120V88H119ZM119 89H118V91H119ZM126 89H128V88H126ZM131 89H132V88H131ZM133 89H134V88H133ZM133 89H132V90H133ZM142 89H143V88H142ZM145 89H146V87H145ZM154 89H155V88H154ZM181 89H182V88H180V91H181ZM193 89H194V88H193ZM209 89H210V88H209ZM226 89H227V88H226ZM1 90H3V89H1ZM1 90H0V91H1ZM4 90H3V91H4ZM12 90H13V89H12ZM15 90H16V89H15ZM15 90H14V91H15ZM28 90H29V89H28ZM33 90H35V88H34ZM95 90H96V89H95ZM102 90H103V89H102ZM102 90H101V92H99V93H103ZM112 90H113V89H112ZM115 90H116V89H115ZM134 90H135V89H134ZM139 90H140V87H139ZM139 90H138V91H139ZM156 90H157V89H156ZM184 90H186V89H184ZM195 90H196V89H195ZM222 90H223V89H222ZM222 90L220 89L219 91H222ZM228 90H229V89H228ZM230 90H231V89H230ZM251 90H252V89H251ZM3 91H1L0 93H2ZM16 91H17V90H16ZM30 91H31V90H30ZM59 91H60V90H59ZM74 91H75V90H74ZM74 91H72V94H73ZM104 91H105V90H104ZM120 91H121V90H120ZM130 91H131V90H129V92H130ZM145 91H146V90H145ZM158 91H159V89H158ZM178 91H179V90H178ZM205 91L207 92V90H205ZM216 91H217V90H216ZM216 91H215V92H216ZM35 92H38V93H39V90H38V91H35ZM54 92H55V90H54ZM54 92H52V93H54ZM93 92H94V89H93ZM93 92L90 93V95L93 94ZM113 92H114V90H113ZM113 92H112V93H113ZM126 92H128V90H126ZM126 92H125V93H126ZM129 92H128V93H129ZM153 92H155V91H153ZM153 92H152V93H153ZM176 92H177V91H176ZM181 92H182V91H181ZM194 92H195V91H194ZM198 92H199V91H198ZM217 92H218V91H217ZM217 92H216V93H217ZM228 92H229V91H228ZM237 92H238V91H237ZM257 92H258V91H257ZM20 93H21V92H20ZM49 93H50V92H49ZM49 93H47V94H49ZM60 93H61V92H60ZM99 93H98V95H99ZM134 93H135V92H134ZM136 93H137V92H136ZM136 93H135V94H136ZM155 93H156V92H155ZM155 93H154V94H155ZM203 93H204V92H203ZM222 93H223V91H222ZM34 94H35V93H34ZM42 94H44V93H42ZM123 94H124V93H123ZM146 94H148V92H147ZM150 94H151V93H150ZM158 94H159V93H158ZM175 94H176V93H175ZM195 94H196V93H195ZM205 94H207V93H205ZM212 94H213V93H212ZM240 94H241V93H240ZM259 94H260V93H259ZM1 95H3V94H1ZM17 95H18V94H17ZM20 95H21V94H20ZM36 95L39 96L38 94H36ZM45 95H46V94H45ZM45 95H44V97H45ZM75 95H77V94H75ZM94 95H95V94H94ZM111 95H112V94H111ZM111 95H110V96H111ZM119 95H120V94H119ZM126 95H127V94H126ZM130 95H131V96H130ZM130 95H128V97H129V96H130V97L133 96V94H130ZM139 95H140V94H139ZM170 95H171V94H170ZM173 95H174V94H173ZM176 95H177V94H176ZM181 95H183V94H181ZM219 95H220V94H219ZM22 96H23V95H22ZM22 96H21V97H22ZM41 96H42V95H40L39 98H40ZM46 96H47V95H46ZM64 96H65V95H64ZM64 96H62V97L64 98ZM67 96H69V94H68ZM77 96H78V95H77ZM92 96H93V95H92ZM92 96H91V97H92ZM107 96H108V95H107ZM134 96H135V95H134ZM137 96H138V95H137ZM145 96H147V95H145ZM149 96H150V95H149ZM149 96H148V98H149ZM185 96H186V95H185ZM3 97L6 98V97H8V96H6V97L3 96ZM42 97H43V96H42ZM52 97H53V96H52ZM75 97H76V96H75ZM108 97H109V96H108ZM117 97H118V96H117ZM120 97H121V96H120ZM123 97H124V96H123ZM126 97H127V96H126ZM126 97H124L125 100L128 99V97H127V98H126ZM152 97H154V96H152ZM159 97H160V96H159ZM159 97H158V98H159ZM162 97H163V96H162ZM191 97H192V96H191ZM205 97H207V96H205ZM63 98H62V100L64 101ZM69 98H70V96H69ZM69 98H68V97H65V99H67V102H65V101H64V102L68 104V103L70 102V101L68 102V99H69ZM71 98H72V97H71ZM78 98H79V96H78ZM78 98H77V99H78ZM92 98H93V97H92ZM95 98H96V97H95ZM111 98H113V97H111ZM111 98H110V99H111ZM114 98H115V97H114ZM118 98H119V97H118ZM133 98H134V99H133ZM133 98H130V99H131V102H132V99H133V102H134L136 96L133 97ZM139 98H140V97H139ZM183 98L185 99V97H183ZM186 98H187V97H186ZM198 98H199V97H198ZM208 98H209V97H208ZM241 98H242V97H241ZM2 99H3V98H2ZM13 99H14V98H13ZM15 99H17V96H16ZM18 99L20 100L21 98H18ZM50 99H51V98H50ZM56 99H58V98H56ZM60 99H61V97H60ZM60 99H59V100H60ZM75 99H76V98H75ZM75 99H73V100H75ZM80 99H81V97H80ZM90 99H91V98H90ZM142 99H143V96H142ZM160 99H161V98H160ZM168 99L170 100V98H168ZM168 99H167V101H169ZM192 99H194V98H192ZM209 99H210V98H209ZM229 99H230V98H229ZM238 99H239V98H238ZM10 100H11V99H10ZM62 100H60L61 103H62ZM100 100H101V99H100ZM146 100H147V99H146ZM151 100H152V99H151ZM154 100L156 101V95H155V99L153 98V101H152L153 103H154ZM161 100H163V99H161ZM161 100H160V101H161ZM165 100H166V99H165ZM165 100H164V101H165ZM177 100H178V99H177ZM182 100H183V99H181V101H182ZM187 100H188V99H187ZM5 101H7V100H4V102H5ZM16 101H17V100H16ZM46 101H47V100H46ZM60 101H58V103H59ZM76 101H77V100H76ZM76 101L73 102V105H75V106H76ZM89 101H90V100H89ZM89 101H87V102H89ZM104 101H105V100H104ZM120 101H121V100H120ZM120 101H117V100H116V102H117L116 104L119 105ZM139 101H140V100H139ZM143 101H144V99H143ZM167 101H165V104H166ZM175 101H176V100H175ZM175 101H174V102H175ZM179 101H180V100H179ZM181 101H180V103H182ZM191 101H192V100H191ZM210 101H211V100H210ZM212 101H213V99H212ZM229 101H230V100H229ZM9 102H10V101H9ZM9 102H8V103H9ZM17 102L21 104V102H19V101H17ZM17 102H16V103H17ZM77 102H78V101H77ZM108 102H109V101H108ZM111 102H112V101H111ZM111 102H110V104L112 105L113 102H112V103H111ZM118 102H119V103H118ZM127 102H128V101H127ZM127 102H126V103H127ZM133 102H132V103H133ZM146 102H148V103H145V102H144V103H145V104H149L150 101L147 100ZM197 102L199 103L198 100H197ZM197 102H196V103H197ZM208 102H209V101H208ZM224 102H225V101H224ZM232 102H233V101H232ZM8 103H6V105H7ZM18 103H17V104H18ZM24 103H25V102L23 101V105H24ZM39 103H40V102H39ZM39 103H38V105H39ZM61 103H60V104H61ZM74 103H75V104H74ZM84 103H85V102H84ZM104 103H105V102H104ZM121 103H124V102L121 101ZM128 103H129V104H127L128 106H125V104H124L123 108H124V107L128 108L129 105H130V101H129ZM132 103H131V104H132ZM159 103H161V102H159ZM159 103H158V104H159ZM170 103H173L172 100H171ZM170 103H169V104H170ZM176 103H177V102H175V104H176ZM187 103L189 104V102H187ZM190 103H191V102H190ZM192 103H193V102H192ZM238 103H239V102H238ZM4 104H5V103H4ZM10 104H11V103H10ZM13 104H14V102H13ZM13 104H11V105H13ZM20 104H18V105H19V106H22V105H20ZM42 104H44V103H42ZM106 104H107V103H106ZM110 104H109L108 108L110 107ZM133 104H134V103H133ZM145 104H144V105H145ZM150 104H151V103H150ZM150 104H149V107H150ZM155 104H156V103H155ZM161 104L164 105L163 101H162ZM169 104H167V105H169ZM202 104H204V103H202ZM212 104H214V103H212ZM219 104H220V103H219ZM14 105H15V104H14ZM14 105H13V106H14ZM25 105H26V104H25ZM30 105H31V104H30ZM32 105H34V104H32ZM57 105H58V104H57ZM61 105H62V104H61ZM73 105H72V106H73ZM121 105H122V104H121ZM121 105H120V106H121ZM151 105H152V104H151ZM182 105H183V104H182ZM182 105H181V106H182ZM195 105H197V104H195ZM199 105H200V104H199ZM214 105H215V104H214ZM8 106H9V105H8ZM13 106H12V107H13ZM82 106H83V105H81V107H82ZM112 106H113V105H112ZM116 106H117V105H116ZM116 106H115V104H114L113 107H116ZM120 106H119V107H120ZM141 106H142V105H141ZM161 106H162V105H161ZM165 106H166V105H165ZM165 106L163 107V109L165 108ZM172 106H174V105H172ZM172 106H170V107H172ZM6 107H7V106H6ZM22 107H23V106H22ZM36 107H37V106H36ZM38 107H39V106H38ZM40 107H41V106H40ZM40 107H39V109H40ZM42 107H43V106H42ZM44 107H45V106H44ZM66 107H67V106H66ZM66 107H65V108H66ZM68 107H71V106H68ZM81 107H80V108H81ZM94 107H95V106H94ZM105 107H106V106H105ZM132 107H133V106H132ZM145 107H146V105H145ZM149 107H147V108H149ZM151 107L153 108V106H151ZM158 107H159V106H158ZM168 107H169V106H168ZM170 107H169V108H170ZM184 107H186V106H184ZM184 107H183V108H184ZM194 107H197V106H194ZM203 107H204V106H203ZM13 108H14V107H13ZM18 108H20V107H18ZM45 108H46V107H45ZM71 108H73V107H71ZM80 108H79V110H81V111L84 110L83 108H81V109H80ZM110 108H111V107H110ZM134 108H135V107H134ZM169 108H167V109L170 110ZM197 108H199V107H197ZM205 108H206V107H205ZM207 108H208V106H207ZM222 108H223V107H222ZM222 108H221V109H222ZM0 109H3V107L0 108ZM9 109H10V108H9ZM15 109L17 110V107H16ZM33 109H34V108H33ZM39 109H38V110H39ZM77 109H78V108H77ZM111 109H112V108H111ZM113 109H114V108H113ZM118 109H119V108H118ZM118 109H117V110H118ZM124 109H125V108H124ZM135 109H136V110H139V111H140V109H141V111H143L145 108H143V110H142V108L137 109V106H136ZM155 109H156V108H155ZM174 109H176L175 106H174ZM174 109H171V111L174 110ZM178 109H180V108H177V110H178ZM181 109H182V108H181ZM181 109H180V110H181ZM193 109H194V108H193ZM212 109H214V108H212ZM217 109H218V108H217ZM263 109H264V108H263ZM263 109H262V110H263ZM12 110H13V109H12ZM18 110H19V109H18ZM27 110H28V109H27ZM31 110H32V109H31ZM31 110H29V111L31 112ZM38 110H36V111L38 112ZM53 110H54V109H53ZM69 110H70V109H69ZM85 110H86V109H85ZM117 110H116V109H115V110H112V112H114V111L116 112ZM121 110H122V107H121L120 110H118V112L121 111ZM128 110H129V109H128ZM131 110H132V109H131ZM161 110H162V109H161ZM161 110H160V111H161ZM180 110H179V111H180ZM195 110H196V109H195ZM197 110H198V109H197ZM200 110H201V109H200ZM200 110H199V111H200ZM202 110H203V109H202ZM202 110H201V111H202ZM208 110H210V109L208 108ZM262 110H261V111H262ZM34 111H35V110H34ZM34 111H33V112H34ZM40 111H41V110H40ZM51 111H52V110H51ZM62 111H63V110H61V112H62ZM75 111H78V110H75ZM86 111H87V110H86ZM126 111H127V110H126ZM134 111H135V110H134ZM145 111H146V109H145ZM145 111H144V113H145ZM157 111H158V110H157ZM182 111H183V110H182ZM211 111H213V110H211ZM217 111H218V110H217ZM224 111H226V110H224ZM33 112H31V113H33ZM41 112H42V111H41ZM64 112H65V111H64ZM69 112H70V111H68L67 113H69ZM100 112H101V111H100ZM105 112H106V111H105ZM124 112H125V111H124ZM131 112H132V111H130V114H131ZM146 112H147V111H146ZM148 112H149V111H148ZM148 112H147V114L149 115ZM175 112H178V111H174V113H175ZM202 112H203V111H202ZM207 112H208V111H207ZM214 112H215V110H214ZM214 112H213V113H214ZM17 113H19V112H17ZM34 113H35V112H34ZM62 113H63V112H62ZM70 113L73 114L72 112H70ZM70 113H69V114H70ZM75 113H77V112H74V114H75ZM81 113H82V112H81ZM107 113H109V111L106 112L105 114H102V115H103V116H104V115L106 116ZM110 113H111V112H110ZM133 113H134V112H133ZM139 113H140V112H139ZM154 113H155V112H154ZM160 113H161V115H162V112H160ZM178 113H179V112H178ZM178 113H177V115H178ZM181 113H182V112H181ZM200 113H201V112H200ZM219 113H220V112H219ZM4 114H5V113H4ZM13 114H14V113H13ZM28 114H29V113H28ZM53 114H56V113H53ZM69 114H68V115H69ZM113 114H114V113H113ZM119 114H120V113H119ZM122 114H123V113H122ZM130 114H128V115H130ZM135 114H136V112H135ZM145 114H146V113H145ZM150 114H151V112H150ZM152 114H153V113H152ZM155 114H156V113H155ZM163 114H164V113H163ZM210 114H211V113H210ZM214 114H215V113H214ZM0 115H1V113H0ZM51 115H52V114H51ZM51 115H50V116H51ZM77 115H78V114H77ZM95 115H96V114H95ZM117 115H118V114H117ZM117 115H116V116H117ZM124 115H125V114H124ZM124 115H123V116H124ZM128 115H127V116H128ZM132 115H133V114H132ZM143 115H144V114H143ZM157 115H158V114H157ZM157 115H156V116H157ZM208 115H209V113H208ZM211 115H212V114H211ZM211 115H210V116H211ZM14 116L17 117L15 114H14ZM23 116H26V115L24 114ZM52 116H53V115H52ZM58 116H59V115H58ZM58 116H57L56 118H58V119L61 118V119H62V117L59 118ZM73 116H74V115H72V118H73ZM97 116H98V115H97ZM100 116H101V115H100ZM111 116H112V115H111ZM114 116H115V114H114ZM114 116H113V118H114ZM116 116H115V117H116ZM119 116H120V115H119ZM136 116L138 117V115H136ZM139 116H140V115H139ZM159 116H160V114H159ZM171 116H172V117H174V116L176 117V113H175V115H174V114L172 115V113H171ZM171 116L169 115V116H167V117H169V119H170ZM212 116H213V115H212ZM212 116H211V117H212ZM214 116H215V115H214ZM15 117H14V118H15ZM26 117H27V116H26ZM28 117H29V116H28ZM47 117H48V116H47ZM54 117H55V116H54ZM98 117H99V116H98ZM137 117H136V119H137ZM145 117H146V116H145ZM149 117H150V116H149ZM152 117H155V115L152 116ZM163 117H165V116H163ZM1 118H2V117H1ZM3 118H5V117H3ZM17 118H19V117H17ZM56 118H55V119L53 118V120H56ZM63 118H64V116H63ZM65 118H66V117H65ZM72 118H69V119H72ZM79 118H80V117H79ZM84 118H85V117H84ZM87 118H88V117H87ZM90 118H92L91 120H93L94 117L91 116ZM100 118H101V117H100ZM120 118H121V117H119V119H120ZM138 118H140V117H138ZM142 118H143V117H142ZM150 118H151V117H150ZM156 118H158V117H155L154 120H152V122H153V121H156V120H155ZM159 118H161V116H160ZM182 118H183V117H182ZM184 118H185V117H184ZM209 118H210V117H209ZM212 118H213V117H212ZM19 119H20V118H19ZM74 119H76V118H74ZM74 119L71 120V121H75ZM96 119H97V118H96ZM116 119H117V118H116ZM122 119H124V118H122ZM131 119L133 120L132 117H131ZM131 119H130V120H131ZM143 119H145V118H143ZM152 119H153V118H152ZM162 119H164V118H162ZM165 119H166V122H167L168 119H167V118H165ZM210 119H211V118H210ZM8 120H9V119H8ZM10 120H11V118H10ZM12 120H13V119H12ZM12 120L10 121V123L12 122ZM27 120H28V118H27ZM47 120H48V119H47ZM53 120H52V121H53ZM66 120H67V119H65V120H63V121H66ZM78 120H79V124H80V121H81V122H84V121H85V120L82 121V118H81V119H78ZM98 120H99V119H98ZM101 120H103V119H101ZM106 120H107V119H106ZM117 120H118V119H117ZM159 120H160V119H157V121H159ZM174 120H175V119H173L172 121H174ZM2 121H3V120H2ZM4 121H5V120H4ZM36 121H37V120H36ZM43 121H44V120H43ZM67 121H68V120H67ZM103 121H104V120H103ZM122 121H123V120H122ZM122 121H121V122H122ZM135 121H136V120H135ZM138 121H139V120H138ZM163 121H164V120H162V122H163ZM172 121H169V122H171L170 124H173V123H174V122L172 123ZM175 121H176V120H175ZM180 121H181V119H180ZM8 122H9V121H8ZM47 122H48V121H47ZM50 122H51V121H50ZM50 122H48V123H50ZM58 122H59V121H58ZM77 122H78V121H77ZM77 122H76V123H77ZM86 122H88V121H86ZM90 122H91V121H89V124H90ZM95 122H96V121H95ZM105 122L108 123V121H105ZM105 122H104V123H101V122H100V124H105V125H106ZM121 122H120V123H121ZM123 122H124L123 124L121 123V125H123V126H124V124H125V126H126L127 124H128V126H129V124H131V123H129L130 121L127 122V120H126L127 124L125 123V121H123ZM136 122H137V121H136ZM136 122H135V123H136ZM162 122H159V124L162 123ZM169 122H168V123H169ZM176 122H177V121H176ZM201 122H202V121H201ZM201 122H199V123H201ZM10 123H9V124H10ZM14 123H16V122L14 121ZM31 123H32V122H31ZM33 123H34V121H33ZM44 123H45V122H44ZM52 123H54V122H52ZM91 123H94V122H91ZM97 123H98V122H97ZM120 123L118 122V125H119ZM132 123H134V122H132ZM155 123H156V122H155ZM163 123H164V122H163ZM163 123H162V124H163ZM168 123H165V124L167 125ZM199 123H198V124H199ZM220 123H221V122H220ZM249 123H250V122H249ZM34 124H35V123H34ZM34 124H33V125H34ZM36 124H37V123H36ZM46 124H47V123H45V126H46ZM54 124H56V123H54ZM59 124H60V123H59ZM77 124H78V123H77ZM79 124H78V125H79ZM87 124H88V123H87ZM87 124H86V125H87ZM89 124H88V125H89ZM116 124H117V121H116ZM116 124H115V125H116ZM153 124H154V123H153ZM156 124H157V123H156ZM159 124H158V125H159ZM165 124H164V125H165ZM196 124H197V123H196ZM196 124H195V125H196ZM5 125H6V124H5ZM31 125H32V124H31ZM97 125H98V124H97ZM105 125H104V126H105ZM109 125H110V124H109ZM131 125H132V124H131ZM131 125H130V126H131ZM147 125H148V124H147ZM166 125H165V126H166ZM6 126H8V125H6ZM56 126H57V125H56ZM58 126H61V125H58ZM83 126H84V125H83ZM83 126H82V127H83ZM98 126H99V125H98ZM98 126H97V127H98ZM110 126H111V125H110ZM110 126H108V127H110ZM119 126H120V125H119ZM128 126H127V127H128ZM136 126H137V125H136ZM150 126H152V125H150ZM150 126H148V127H150ZM156 126H157V125H156ZM162 126H163V125H162ZM171 126H172V125H171ZM179 126H180V125H179ZM196 126H197V125H196ZM196 126H195V127H196ZM9 127H10V126H9ZM13 127H15V126H12V129H13ZM30 127H31V126H30ZM32 127H34V126H32ZM43 127H44V126H43ZM54 127H55V126H54ZM89 127H90V126H89ZM100 127H101V126H100ZM121 127H122V126H121ZM139 127H140V126H139ZM143 127H145V125H144ZM157 127H158V126H157ZM177 127H178V126H177ZM192 127H193V126H192ZM192 127H190V129H191ZM1 128H2V127H1ZM38 128H40V126H39ZM41 128H42V127H41ZM44 128H45V127H44ZM59 128H64V127L61 126V127H59ZM79 128H80V127H79ZM79 128H78L77 130H79ZM84 128H85V127H84ZM84 128H81V130L83 131ZM86 128H87V126H86ZM114 128H116V127L114 126ZM114 128H113L112 130H114ZM117 128H118V127H117ZM140 128H141V127H140ZM145 128H146V127H145ZM153 128H154V127H153ZM153 128L151 127V130H152ZM159 128L161 129V127H159ZM163 128H164V127H163ZM180 128H182V127H180ZM2 129H3V128H2ZM5 129H6V128H5ZM10 129H11V128H10ZM12 129H11V130H12ZM14 129H15V128H14ZM14 129H13V130H14ZM19 129H20V128H19ZM21 129H22V128H21ZM21 129H20V130H21ZM23 129H24V128H23ZM23 129H22V132H23ZM25 129H26V128H25ZM29 129H30V128H29ZM32 129H33V128H32ZM36 129H37V127H36ZM51 129H52V131H53V129H55V128H51ZM69 129H70V128H69ZM69 129L66 130V128H65V131H68ZM99 129H100V128H99ZM108 129H109V128H108ZM110 129H111V128H110ZM118 129H123V127H122V128L119 127ZM118 129H116V130H118ZM124 129H125V128H124ZM124 129H123V130H124ZM134 129H136V128H134ZM143 129H144V128H143ZM147 129H149V128H147ZM160 129H159V131H160ZM30 130H31V129H30ZM39 130H40V129H39ZM39 130L37 129V131H39ZM48 130H49V129H48ZM85 130H86V129H85ZM96 130H98V129H96ZM96 130H94V131H96ZM126 130H129V128H127ZM149 130H150V129H149ZM151 130H150V131H151ZM162 130H163V129H162ZM162 130H161V131H162ZM172 130H173V129H172ZM172 130H171V131H172ZM183 130H184V129H182V133H183ZM6 131H7V130H6ZM8 131H9V130H8ZM32 131L35 132V128H34V130H31V134H32ZM46 131H47V130H46ZM50 131H51V130H50ZM52 131H51V132H52ZM57 131H58V130H57ZM69 131H71V130H69ZM69 131L67 132L68 134H69ZM121 131H122V130H121ZM130 131H131V130H130ZM130 131H128V132L130 133ZM133 131H135V130H133ZM139 131H140V130H139ZM143 131H144V130H143ZM147 131H148V130H147ZM155 131H158V129H156ZM168 131H169V130H168ZM168 131H166V132H168ZM173 131H174V130H173ZM2 132H3V130H2ZM18 132H19V130H18ZM39 132H40V131H39ZM39 132H37V133H39ZM43 132H44V131L42 130V133H43ZM58 132H59V131H58ZM61 132H62V130H61ZM61 132H60V133H61ZM77 132H78V131H77ZM80 132H81V131H80ZM96 132H97V131H96ZM115 132H116V131H115ZM119 132H120V131H119ZM162 132H163V131H162ZM166 132H165V133H166ZM207 132H208V131H207ZM5 133H6V132H5ZM13 133H14V131H13ZM24 133H26V132H23V136H22V137H24ZM29 133H30V132H29ZM29 133H26V134H29ZM37 133H36V134H37ZM45 133H46V132H45ZM49 133H50V132H49ZM55 133H56V132H55ZM73 133H74V132H73ZM84 133H85V131H83V134H84ZM87 133H88V131H87ZM87 133H86V134H87ZM91 133H95V132L92 131ZM91 133H90V131H89V134H90V135H91ZM99 133H100V132H99ZM101 133H102V134H99V135H103L104 131L101 132ZM131 133H134V132H131ZM131 133H130V134H131ZM136 133H138V131H137ZM165 133H164V135H165ZM169 133H170V132H169ZM173 133H174V132H172V135H173ZM179 133H180V132H179ZM179 133H177V134H179ZM200 133H201V132H200ZM209 133H211V132H209ZM0 134H1V133H0ZM47 134H48V132H47ZM47 134H46V135H47ZM51 134H52V133H51ZM63 134H65L64 131H63ZM68 134H67V136H69ZM77 134H78V133H77ZM81 134H82V133H81ZM86 134H85V135H86ZM105 134H107V133H104V135H105ZM115 134H117V133H115ZM119 134H120V133H119ZM130 134H129V135L127 134V135L130 136ZM146 134H147V132H146ZM167 134H168V133H167ZM167 134H166V135H167ZM6 135H7V137H8V134H6ZM37 135H38V134H37ZM56 135H57V134H55V136H56ZM71 135L73 136V134H71ZM75 135H76V134H75ZM75 135H74V136H75ZM78 135H80V133H79ZM85 135H83L84 138H85ZM93 135H94V134H93ZM99 135H97V136H99ZM141 135H142V134H141ZM141 135H140V136H141ZM160 135H161V134H160ZM172 135H171V136H172ZM29 136H30V134L28 135V137H29ZM31 136H32V135H31ZM76 136H77V135H76ZM83 136H82V138H83ZM86 136H88V134H87ZM95 136H96V135H95ZM108 136H109V135H108ZM111 136H112V135H111ZM111 136H110V138H111ZM138 136H139V135H138ZM173 136H175V134H174ZM196 136H197V135H196ZM198 136H200V135H198ZM4 137H6V136H4ZM20 137H21V135H20ZM32 137H33V136H32ZM44 137H45V136H44ZM44 137H43V138H44ZM57 137H58V136H57ZM57 137H56V138H57ZM80 137H81V136H80ZM91 137H93V136L91 135ZM91 137H87V138L92 139ZM162 137H163V136H162ZM164 137H165V136H164ZM164 137L161 138V139H164ZM205 137H206V136H205ZM34 138H35V137H34ZM36 138H37V137H36ZM40 138L42 139V137H40ZM51 138H52V136H51ZM69 138H71V136H70ZM69 138H66V137H65L64 139H65V140L68 139V140L71 142V140H70ZM74 138L76 139L77 137H74ZM78 138H79V137H78ZM87 138H86L85 141H87ZM113 138H115V137L113 136ZM117 138H119V137H117ZM125 138H126V136H125ZM139 138H140V137H139ZM171 138H172V137H171ZM171 138H170V139H171ZM207 138H208V137H207ZM1 139H2V137H1ZM1 139H0V142H1ZM23 139H24V138H23ZM26 139H28V138H26ZM58 139H60V136L58 137ZM64 139H63V140H64ZM80 139H81V138H80ZM89 139H88V140H89ZM93 139H94V138H93ZM95 139H97V138H95ZM95 139H94L93 141H96V143H98L97 140H95ZM144 139H145V138H144ZM30 140H32V138H31ZM30 140H29V142H30ZM61 140H62V139H61ZM61 140H60V141L58 140V141L56 142V144H57L58 142H61ZM68 140L64 141L65 144H66V142H68ZM76 140H77V139H76ZM76 140H75V141H76ZM111 140H114V139H111ZM17 141H18V140H17ZM21 141H24V140H21ZM36 141H37V143H38V142L41 143L43 140H40V141L36 140ZM73 141H74V140H73ZM73 141H72V142H73ZM78 141H79V140H78ZM78 141H77L76 143H80V141H79V142H78ZM85 141H84V142H85ZM89 141H90V140H89ZM93 141H92V143H93V145H94V142H93ZM120 141H122V139H121ZM144 141H145V140H144ZM13 142H14V141H13ZM47 142H48V140H47ZM49 142H50V137H49ZM54 142H55V141H54ZM64 142H63V143H64ZM118 142H119V141H118ZM141 142H142V141H141ZM141 142H140V143H141ZM212 142H213V141H212ZM214 142H215V141H214ZM214 142H213V143H214ZM217 142H218V141H217ZM11 143H12V142H11ZM30 143H31V142H30ZM33 143H34V142H33ZM63 143H61V144H63ZM68 143H69V142H68ZM142 143H144V142H142ZM142 143H141V144H142ZM17 144H19V143H17ZM24 144H25V143H24ZM26 144L29 145V143H26ZM35 144H36V143H35ZM38 144H39V143H38ZM54 144H55V143H54ZM70 144L73 145V143H70ZM81 144H82V143H81ZM208 144H209V143H208ZM211 144H212V143H211ZM217 144H218V143H217ZM78 145H79V144H78ZM78 145H77V146H78ZM83 145H84V144H83ZM83 145H82V146H83ZM86 145H87V144H86ZM120 145H121V143H119V146H120ZM142 145L144 146L145 144H142ZM17 146H18V145H17ZM30 146H32V145H30ZM52 146H53V145H52ZM61 146H62V145H61ZM65 146H66V145H64V147H65ZM67 146H69V145L67 144ZM77 146H76V147H77ZM88 146H90V144H89ZM88 146H85V147H86V149H85L86 151L89 150V149L91 150V147H88ZM95 146H96V145H95ZM117 146H118V145H117ZM119 146H118V147H119ZM145 146H146V145H145ZM170 146H171V145H170ZM1 147H2V146H1ZM5 147H6V146H5ZM56 147H57V146H55V148H56ZM80 147H81V146H80ZM80 147H79V148H80ZM87 147H88V148H87ZM98 147H100V145H99ZM121 147H122V146H121ZM121 147H120V148H121ZM3 148H4V147H3ZM69 148H70V146H69ZM73 148H74V147H73ZM81 148H83V147H81ZM81 148H80V149H81ZM92 148H93V147H92ZM181 148L183 149V147H181ZM187 148H188V147H187ZM196 148H197V147H196ZM7 149H8V148H7ZM19 149H20V148H19ZM47 149H48V147H47ZM50 149H51V147H50ZM50 149H48V150H50ZM56 149H57V148H56ZM74 149H77V148H74ZM94 149H95V148H94ZM121 149H122V148H121ZM188 149H189V148H188ZM199 149H200V148H199ZM210 149H211V148H210ZM20 150H21V149H20ZM83 150H84V148H83ZM85 150H84V151H85ZM107 150H108V149H107ZM180 150H181V149H180ZM184 150L186 151L187 149H184ZM184 150H183V152H184ZM1 151H2V150H0V153H2ZM13 151H14V150H12V153H13ZM27 151H29V150H27ZM43 151H44V150H43ZM50 151H52V150H50ZM54 151H55V150H54ZM56 151H57V150H56ZM71 151H74V150H71ZM71 151H70V152H71ZM75 151H78V152H79L78 149L75 150ZM92 151H93V150H92ZM104 151H106V150L104 149ZM167 151H168V150H167ZM172 151H173V150H172ZM219 151H220V150H219ZM221 151H222V150H221ZM23 152H24V151H22V153H23ZM25 152H26V151H25ZM36 152H37V151H36ZM40 152H41V151H40ZM62 152H63V151H62ZM68 152H69V151H68ZM89 152H90V151H89ZM107 152H108V151H107ZM170 152H171V151H170ZM181 152H182V150H181ZM3 153H4V152H3ZM22 153H20V154H18V155H21ZM43 153H46V151H44ZM50 153H51V152H50ZM56 153H57V152H56ZM64 153H66V152H64ZM73 153H74V152H72L71 155H72ZM75 153H76V152H75ZM75 153H74V154H75ZM80 153H82V152H80ZM80 153H79V154H80ZM92 153H95V152H92ZM110 153H112V152H109V155H110ZM114 153H116V152H114ZM114 153H113V154H114ZM171 153H172V152H171ZM178 153H179V151H178ZM88 154H89V153H88ZM97 154H98V153H97ZM106 154H107V153H106ZM106 154H105V155H106ZM124 154H125V153H124ZM124 154H123V155H124ZM166 154H167V152H166ZM183 154H184V153H183ZM0 155H1V154H0ZM25 155H27V154H25ZM32 155L34 156V153H32ZM32 155H31V156H32ZM51 155H54V154L52 153ZM56 155H57V154H56ZM84 155L87 156L86 154H84ZM89 155H90V154H89ZM101 155H102V153H101ZM105 155H102V156L105 157ZM119 155H120V154H119ZM125 155H126V154H125ZM167 155H168V154H167ZM2 156H5V155L3 154ZM2 156H1V157H2ZM9 156H10V154H9ZM9 156H8V157H9ZM27 156H28V155H27ZM35 156H36V155H35ZM47 156H48V155H47ZM49 156H50V155H49ZM75 156H76V154H75ZM85 156H83V154H82V157H85ZM92 156H93V154H92ZM92 156H91V157H92ZM99 156H100V155H99ZM99 156H98V157H99ZM169 156H170V158H171V156H173V155H172V154H171V155L169 154ZM169 156H168V157H169ZM178 156H180V155H178ZM183 156H184V155H183ZM183 156H182V157H183ZM1 157H0V158H1ZM11 157H12V154H11ZM15 157H16V156H15ZM52 157H53V156H52ZM88 157H89V156H88ZM100 157H101V156H100ZM103 157H102V158H103ZM106 157H107V156H106ZM111 157H112V155H111ZM126 157H128V156H126ZM175 157H176V156H174V158H175ZM2 158H3V157H2ZM4 158H5V157H4ZM22 158H24V157H22ZM42 158H44V157H42ZM55 158H56V157H55ZM55 158H54V159H55ZM71 158H72V156H71ZM73 158H75V157H73ZM79 158H80V157H79ZM93 158H94V157H93ZM96 158H97V157H96ZM107 158H108V157H107ZM107 158H105V159H107ZM122 158H123V157H122ZM180 158H181V157H180ZM180 158H179V160H180ZM35 159H36V157L34 158V161H35ZM37 159L39 160L40 157L37 158ZM91 159H92V158H91ZM91 159H89V160H91ZM110 159H112V158H110ZM110 159H108V161H106V160H105V161H106V162H110V161H111ZM125 159H126V158L124 157V159H122V160H125ZM238 159H239V158H238ZM1 160H2V159H1ZM4 160L7 161L6 158H5ZM22 160H23V159H22ZM47 160L50 162L49 159H46L45 161H47ZM60 160H62V159H60ZM89 160H88V161H89ZM98 160H99V159H98ZM98 160H97V161H98ZM100 160H101V159H100ZM103 160H104V158H103ZM109 160H110V161H109ZM126 160H128V159H126ZM181 160H183V158H182ZM15 161H16V160H15ZM24 161H26V160H24ZM62 161H64V160H62ZM69 161L72 162L73 160H70V159H69ZM69 161H68V162H69ZM76 161H77V160H76ZM94 161H95V160H94ZM175 161H176V158H175ZM243 161H244V160H243ZM255 161H256V160H255ZM262 161H263V160H262ZM10 162H12V161H10ZM10 162H7V163L9 164ZM18 162H19V161H18ZM18 162H17V163H18ZM20 162L22 163V161H20ZM36 162H38V161L36 160ZM68 162H66V163H68ZM89 162H90V161H89ZM101 162H102V160H101ZM103 162H104V161H103ZM112 162H113V161H112ZM120 162H121V161H120ZM120 162H118V163L120 164ZM173 162H174V161H173ZM179 162H180V161H179ZM179 162H178V163H179ZM185 162H186V161H185ZM3 163H4V162H3ZM7 163H6V164H7ZM13 163H14V162H13ZM38 163H39V162H38ZM41 163L43 164L44 162L42 161ZM45 163H46V162H45ZM57 163H58V162H57ZM59 163L62 165L61 162H59ZM59 163H58V165H59ZM72 163H73V162H72ZM78 163H79V162H78ZM78 163H77V165H78ZM84 163H86V162H84ZM95 163H97V162H95ZM104 163H105V162H104ZM174 163H175V162H174ZM191 163L195 165L194 162H191ZM191 163H190V164H191ZM254 163H255V162H254ZM39 164H40V163H39ZM42 164L39 165L41 168L44 167V166H41ZM50 164H51V162H50ZM55 164H56V163H55ZM73 164H74V163H73ZM79 164H81V163H79ZM91 164H92V163H91ZM98 164H101V166H102V165H105V164L100 163V161L98 162ZM116 164H117V163H116ZM243 164H244V162H243ZM247 164H248V163H247ZM261 164H262V163H261ZM0 165H2V163H1ZM9 165H10V164H9ZM34 165H35V164H33L32 158L29 157V158L27 159V166H28V167L26 166V167H24L23 169L28 170L29 173H30V170H31V171L34 170ZM48 165H49V164H48ZM56 165H57V164H56ZM58 165H57V167H59ZM70 165H71V164H69L67 167H69ZM83 165H85V164H83ZM93 165H94V163H93ZM110 165H111V164H110ZM120 165H121V164H120ZM120 165H119V166H120ZM170 165H171V163H170ZM175 165H176V164H175ZM175 165H173L174 168H175ZM197 165H199V163L196 164V166H197ZM253 165H254V164H253ZM7 166H8V165H7ZM14 166H15V165H14ZM21 166L23 167L24 165L21 164ZM36 166H38V164H37ZM49 166H50V165H49ZM49 166L47 167V169H50ZM54 166H55V165H54ZM71 166H72V165H71ZM71 166H70V169L72 168ZM75 166H76V165L74 164L73 168H76ZM80 166H81V165H80ZM80 166H79V168H80ZM86 166H87V164H86ZM86 166H85V167H86ZM90 166H91V165H90ZM90 166H89V168H90ZM101 166H100V167H101ZM108 166H109V164H108ZM115 166H116V165H115ZM119 166H118V168H119ZM127 166H130V165L128 164ZM171 166H172V165H171ZM178 166H179V165H178ZM191 166H192V165H191ZM191 166H190V167H191ZM196 166H194V167H196ZM199 166H200V165H199ZM2 167H3V166H2ZM45 167H46V166H45ZM55 167H56V166H55ZM67 167H66V168H67ZM100 167H99L98 169H100ZM104 167H105V166H104ZM109 167H110V166H109ZM148 167H150V166H148ZM148 167H147V168H148ZM159 167H160V166H159ZM176 167H177V166H176ZM181 167H183V166H181ZM185 167H186V165H185ZM185 167H184V168H185ZM190 167H188V168H190ZM201 167H202V166H201ZM263 167H264V166H262L261 169H263ZM3 168H4V167H3ZM3 168H1L2 171L5 169V168H4V169H3ZM8 168H9V167H8ZM51 168H52V167H51ZM53 168H54V167H53ZM53 168H52V169H53ZM60 168H61V166H60ZM87 168H88V167H87ZM102 168H103V167H102ZM112 168H113V167H112ZM129 168H130V167H129ZM132 168H133V167H132ZM142 168H143V167H142ZM147 168H146V169H147ZM164 168H165V167H164ZM167 168H168V165H167ZM169 168H170V166H169ZM191 168H193V167H191ZM207 168H208V167H207ZM252 168H253V167H252ZM257 168H259V167H257ZM6 169H7V168H6ZM45 169H46V168H45ZM70 169H68V170H70ZM104 169H105V168H104ZM122 169H123V168H122ZM133 169H134V168H133ZM149 169H150V168H149ZM153 169H154V168H153ZM177 169H178V167H177ZM204 169H205V168H204ZM210 169H211V168H210ZM8 170H9V169H8ZM59 170H60V169H59ZM61 170H62V169H61ZM61 170H60V171H61ZM63 170H65V169H63ZM113 170H114V168H113ZM115 170H117V169H115ZM119 170H120V169H119ZM124 170H125V169H124ZM147 170H148V169H147ZM147 170H146V171H147ZM151 170H152V169H151ZM151 170H150V172H151ZM166 170H167V169H166ZM172 170H173V169H172ZM182 170H187V169H186V168H185V169L182 168ZM182 170H180V171H182ZM191 170H192V169H191ZM197 170H198V169H197ZM37 171H38V170H37ZM43 171H44V170H43ZM56 171H57V168H56ZM73 171H74V170H73ZM78 171H80V170L77 169V171H76L77 174H78ZM85 171H86V168H85ZM88 171L91 172L89 169H88ZM100 171H102V170H100ZM107 171H108V170H107ZM141 171H142V170H141ZM206 171H207V170H206ZM208 171H209V170H208ZM208 171H207V173H208ZM227 171H228V170H227ZM232 171H233V170H232ZM0 172H1V171H0ZM20 172H21V171H20ZM38 172H39V171H38ZM38 172H37V175L40 174V172H39V174H38ZM54 172H55V171H54ZM61 172H62V171H61ZM65 172H66V171H65ZM80 172H81V171H80ZM83 172H84V171H83ZM93 172H94V171H93ZM93 172H92V173H93ZM96 172H97V171H96ZM96 172H95V175H97ZM103 172H104V171H103ZM103 172H102V173H103ZM105 172H106V171H105ZM117 172H118V171H116V173H117ZM131 172H132V171H131ZM150 172H149V173H150ZM153 172H154V171H153ZM158 172H159V171H158V169H157V172H156V173H158ZM168 172H169V171H168ZM172 172H174V171H172ZM182 172H183V171H182ZM204 172H205V171H204ZM228 172H230V171H228ZM240 172H241V170H240ZM17 173H18V172H17ZM32 173H33V172H32ZM55 173H56V172H55ZM57 173H58V172H57ZM62 173H63V172H62ZM72 173H73V172H71L70 174H72ZM92 173H90V176H91ZM109 173H110V175H111V174H114L115 172L113 171V172L111 173V171H110ZM109 173L107 172V174H109ZM129 173H130V172H129ZM145 173H146V172H145ZM176 173H177V172H175V174H176ZM178 173H179V172H178ZM187 173H189V169H188V172H187ZM207 173H206V174H207ZM231 173H232V172H231ZM235 173H236V172H235ZM237 173H238V172H237ZM7 174H9V173H7ZM7 174H6V175H7ZM12 174H13V173H12ZM18 174H19V173H18ZM20 174H23V171H22ZM20 174H19V177L22 176V175H20ZM34 174H35V173H34ZM41 174H42V173H41ZM44 174L47 175V173H45V172H44ZM52 174H54V173H52ZM52 174H50V176H51ZM65 174H66V173H65ZM70 174L68 173V175H70ZM74 174H75V171H74ZM74 174H73V176H74ZM85 174L88 175V173H85ZM117 174H119V172H118ZM117 174H116V176H117ZM147 174H148V173H147ZM158 174H159V173H158ZM183 174L185 175V172H184ZM209 174H210V173H209ZM233 174H234V173H233ZM241 174H242V172H241ZM243 174H244V173H243ZM249 174H250V173H249ZM6 175H5V176H6ZM27 175H28V174H27ZM31 175H32V174H31ZM31 175H30V177L28 176L30 179H31ZM46 175H45V176H46ZM75 175H76V174H75ZM98 175H99V174H98ZM110 175H109V176H110ZM149 175H151V174H149ZM155 175H156V174H153V176H155ZM226 175H227V173H226ZM250 175H251V174H250ZM1 176H2V175H1ZM11 176H12V175H11ZM15 176H17V175H15ZM64 176H65V175H64ZM71 176H72V175H71ZM71 176H69V177H71ZM79 176H80V175H78V177H79ZM145 176H146V175H145ZM188 176H189V175H188ZM209 176H210V175H209ZM234 176H235V175H234ZM24 177H25V175H24ZM35 177L38 179V176H34V180H35ZM39 177H40V176H39ZM42 177H43V176H41V178H42ZM47 177H48V175H47ZM54 177H56V175H55ZM54 177H53V178H54ZM66 177H67V176H66ZM66 177H65V178H66ZM76 177H77V175H76ZM76 177H75V178H76ZM78 177H77V178H78ZM81 177H82V176H81ZM103 177H104V176H103ZM110 177H111V176H110ZM135 177H137V176L135 175ZM142 177H144V176L142 175ZM151 177H152V176H151ZM250 177H253V176H250ZM3 178H4V177H3ZM14 178H15V177H14ZM43 178H45V177H43ZM53 178H52V179H53ZM57 178H58V177H57ZM57 178H56V179H57ZM59 178H61V177L59 176ZM59 178H58V179H59ZM72 178H74V177H72ZM75 178H74V179H75ZM91 178H93V177H91ZM96 178H98V177H96ZM96 178H95V179H96ZM144 178H145V177H144ZM153 178H154V177H153ZM157 178H158V175H157ZM160 178H161V177H160ZM188 178H189V177H188ZM253 178H254V177H253ZM253 178H251V179H253ZM6 179H7V178H6ZM6 179H3V182H5ZM11 179H12V177H11ZM23 179H24V178H23ZM39 179H40V178H39ZM39 179H38V181L36 180L37 184L40 183V182H39ZM47 179H48V178H47ZM62 179H63V178H62ZM68 179H69V178H68ZM74 179H73V180H74ZM79 179H80V178H79ZM83 179H84V177H83ZM87 179H88V178H87ZM95 179H94V180H95ZM98 179H99V178H98ZM103 179H104V178H103ZM121 179H122V178H121ZM158 179H159V178H158ZM165 179H167V178H165ZM171 179H173V177H172ZM245 179H246V178H245ZM258 179H259V177H258ZM4 180H5V181H4ZM8 180H9V179H8ZM24 180H28V181H29V179H24ZM45 180H46V179H45ZM45 180H44V181H45ZM100 180H101V178H100ZM113 180H114V177H113ZM154 180H155V179H154ZM159 180H160V179H159ZM169 180H170V179H169ZM169 180H168V184H169ZM187 180H188V179H187ZM194 180H195V179H194ZM253 180H254V179H253ZM262 180H263V179H262ZM18 181H19V178H18ZM22 181H23V180H22ZM32 181H33V180H32ZM44 181L42 180L41 182H44ZM55 181H56V180H55ZM84 181H85V180H84ZM92 181H93V180H92ZM96 181H97V179H96ZM114 181H115V180H114ZM212 181H213V180H212ZM212 181H211V182H212ZM243 181L245 182V180H243ZM247 181H249V180H247ZM8 182H9V181H8ZM20 182H21V181H20ZM33 182H34V181H33ZM38 182H39V183H38ZM66 182H67V181H66ZM66 182H65V183H66ZM68 182H69V181H68ZM76 182H77V181H76ZM101 182H102V181H100L99 183H101ZM118 182H119V181H118ZM136 182H137V180H136ZM142 182L144 183V181H142ZM176 182H178V181H176ZM176 182H172L171 184H173V183L175 184ZM216 182H217V181H216ZM250 182H251V181H250ZM255 182H256V181H255ZM255 182H254V183H255ZM258 182H259V181H257L256 183H258ZM263 182H264V181H263ZM0 183L3 184L2 182H0ZM22 183H23V182H22ZM22 183H21V186H22V187H25V186L22 185ZM29 183H31V181H30ZM44 183H45V182H44ZM44 183H43V184H44ZM94 183L96 184V182H94ZM94 183H92L91 185H93ZM105 183H106V182H104V184H105ZM113 183H114V182H113ZM113 183H112V184H113ZM137 183H138V182H137ZM137 183H136V185H139V184H140V182H139V184H137ZM180 183H181V182H180ZM197 183H199V182H197ZM209 183H210V182H209ZM217 183H218V185H219V182H217ZM239 183H240V182H238L237 184H239ZM242 183H243V182H242ZM248 183H249V182H248ZM259 183H260V182H259ZM11 184H12V181H11ZM18 184H19V182H18ZM27 184H28V183H27ZM31 184H32V183H31ZM35 184H36V183H35ZM35 184H33V185H34V186H37V184H36V185H35ZM48 184H49V183H48ZM53 184H54V181H53ZM55 184H56V183H55ZM61 184H62V181H61ZM68 184H69V183H68ZM76 184H77V183H76ZM95 184H94V185H95ZM114 184H115V183H114ZM116 184L118 185V183H116ZM146 184H148V183H146ZM164 184H167V183H164ZM171 184H170V185H171ZM184 184H185V183H184ZM192 184H193V183H192ZM194 184H195V183H194ZM194 184H193V185H194ZM199 184H200V183H199ZM199 184H198V185H199ZM232 184L234 185V183H232ZM232 184H231V185H232ZM244 184H245V183H244ZM5 185H6V184H5ZM5 185H4V186H5ZM12 185H13V184H12ZM14 185H15V184H14ZM14 185H13V186H14ZM57 185H58V184H57ZM82 185L84 186V184H82ZM82 185H81V187H82ZM88 185H90V184H88ZM98 185H99V184H98ZM102 185H103V183H102ZM110 185H111V184H110ZM132 185H133V184H132ZM140 185H141V184H140ZM140 185H139V186H140ZM152 185H154V184H152ZM157 185H158V184H157ZM157 185H156V187H157ZM179 185H180V184H179ZM187 185H189V184H187ZM193 185H192V186H193ZM214 185H216V184H213L212 186H214ZM246 185H247V182H246ZM253 185H254V184H253ZM253 185H251V186H253ZM260 185H261V184H260ZM8 186H9V185L5 186V188L8 187ZM16 186H17V185H16ZM34 186H33V187H34ZM38 186H40V184H39ZM47 186H48V185H47ZM49 186H50V185H49ZM53 186H54V185H53ZM65 186H66V185H65ZM69 186H70V185H69ZM72 186H73V184H72ZM103 186H104V185H103ZM139 186H138V187H139ZM142 186H143V185H142ZM148 186H149V185H148ZM148 186H146V187H148ZM160 186H161V185H160ZM162 186H163V184H162ZM185 186H186V184H185ZM244 186H245V185H244ZM257 186H259V185H257ZM26 187H27V186H26ZM67 187H68V186H67ZM91 187H92V186H91ZM93 187H95V186H93ZM99 187H102V186H99ZM140 187H141V186H140ZM165 187H167V185H166ZM165 187H164V189L166 190ZM174 187H175V185H174ZM176 187H178V185H177ZM181 187H182V185H181ZM181 187L179 186V188H181ZM189 187H190V186H189ZM193 187H194V186H193ZM208 187H209V186H208ZM234 187H235V186H234ZM254 187H255V186H254ZM0 188H2V186H1ZM3 188H4V187H3ZM11 188H12V187H11ZM48 188H49V187H47V189H48ZM51 188H52V187H51ZM56 188H57V187H56ZM75 188H76V186H75ZM77 188H78V186H77ZM88 188H89V187H88ZM88 188H87L86 190H88ZM106 188H107V187H106ZM106 188L104 187V190H105ZM110 188H112V187H110ZM153 188H154V187H153ZM153 188H152V190H153ZM186 188H188V187L186 186ZM217 188H218V187H216L215 189H217ZM231 188H233V187H231ZM238 188H239V187H238ZM252 188H253V187H252ZM256 188H258V187H256ZM260 188H261V187H260ZM260 188H259V190H260ZM21 189H22V188H21ZM37 189H38V188H37ZM39 189H40V191H41V187H40ZM39 189H38V190H39ZM49 189H50V188H49ZM61 189H62V188H61ZM61 189H60V190H61ZM67 189H69V188H67ZM67 189H66V191H67ZM80 189H81V188H80ZM82 189H83V187H82ZM96 189H98V188H96ZM143 189H144V190H143ZM149 189H151V188H149ZM154 189H155V188H154ZM157 189H158V188H157ZM157 189H156V191H157ZM160 189H161V187H160ZM164 189H163V190H164ZM168 189H170V187H169ZM174 189H175V188H174ZM177 189H178V188H177ZM182 189H183V188H182ZM188 189H189V188H188ZM211 189H212V188H211ZM224 189H225V188H224ZM239 189H240V188H239ZM253 189H254V188H253ZM9 190H10V189H9ZM22 190H23V189H22ZM35 190H36V188H35ZM42 190H43V187H42ZM45 190H46V189H45ZM57 190H58V189H57ZM57 190H56V191H57ZM62 190H63V189H62ZM64 190H65V188H64ZM64 190H63V191H64ZM73 190H74V189H73ZM73 190H72V191H73ZM78 190H79V188H78ZM92 190H93V189H92ZM102 190H103V189H102ZM102 190H100V191H102ZM109 190H110V189H109ZM137 190H138V188H137ZM137 190H135V192H137ZM145 190H146V192H147L148 189H146L145 187L142 188V194H144L143 192H145ZM152 190H151V191H152ZM163 190L161 189L162 192H163ZM186 190H187V189H186ZM190 190H191V189H190ZM195 190H196V189H195ZM226 190H227V189H226ZM228 190H229V188H228ZM256 190H257V189H256ZM256 190H253V192L256 191ZM7 191H8V190H7V188H6V191H5V192H7ZM14 191H15V189H14ZM24 191H26V190L24 189ZM24 191H23V192H24ZM43 191H44V190H43ZM48 191L51 192L52 190L50 189V190H48ZM48 191H47V192H48ZM75 191H76V190H75ZM75 191H74V192H75ZM79 191H80V190H79ZM83 191H84V190H83ZM94 191H95V190H94ZM111 191H112V189H111ZM138 191H139V190H138ZM161 191H160V193H161ZM184 191H185V190H184ZM201 191H202V190H201ZM201 191H200V192H201ZM212 191H213V190H212ZM212 191H211V192H212ZM215 191H216V190H215ZM246 191H248V189H247ZM250 191H252V190H250ZM3 192H4V191H3ZM9 192H10V191H9ZM19 192H20V190H19ZM27 192H28V190H27ZM29 192H31V191H29ZM37 192H38V191H37ZM45 192H46V191H45ZM47 192L45 193V195L47 194ZM52 192H53V191H52ZM52 192H51V193H52ZM57 192H58V191H57ZM69 192H70V191H69ZM74 192H73V193H74ZM76 192H77V191H76ZM81 192H82V191H81ZM84 192H85V191H84ZM90 192H91V191H90ZM95 192H96V191H95ZM98 192H99V191H98ZM102 192H103V191H102ZM102 192H101V193H102ZM106 192H107V191H106ZM139 192H140V191H139ZM146 192H145V194H147ZM153 192H154V191H152L151 193L149 192L148 194H152ZM157 192H159V191H157ZM168 192H170V191H168ZM189 192H191V191H189ZM243 192H244V191H243ZM256 192H258V190H257ZM259 192H260V191H259ZM259 192H258V193H259ZM263 192H264V190H263ZM263 192H262V193H263ZM0 193H1V192H0ZM14 193H15V192H14ZM14 193H13V194H14ZM40 193H41V192H40ZM70 193H71V192H70ZM73 193H72V194H73ZM92 193H93V192H92ZM92 193H91V194H92ZM96 193H97V192H96ZM96 193H95V194H96ZM99 193H100V192H99ZM99 193H98V195H100ZM132 193H134V192H132ZM132 193H130V196H131ZM154 193H155V192H154ZM164 193H165V192H164ZM192 193L194 194L195 192H192ZM206 193H207V192H206ZM245 193H246V192H245ZM250 193H251V192H250ZM260 193H261V192H260ZM5 194H6V193H5ZM5 194H4V196L6 197L8 193H7L6 195H5ZM29 194H30V193H29ZM36 194H37V193H36ZM52 194H53V193H52ZM75 194H76V193H75ZM75 194H74V195H75ZM85 194H86V192H85ZM104 194H105V193H104ZM142 194H139V195H140V198H141ZM155 194H156V193H155ZM175 194H176V193H175ZM181 194H182V196H183V192H182ZM187 194H188V193H187ZM190 194H191V193H190ZM198 194H199V193H198ZM226 194H227V192H226ZM241 194H242V192H241ZM254 194H255V193H254ZM0 195H1V194H0ZM20 195H21V194H20ZM38 195H39V192H38ZM43 195H44V194H43ZM57 195H58V194H57ZM57 195H55V196L57 197ZM68 195H69V194H68ZM74 195H73V196H74ZM76 195H77V194H76ZM86 195H88V194H86ZM134 195H135V194H134ZM134 195H133V197H134ZM136 195H138V194H136ZM136 195H135V196H136ZM157 195H159V194H157ZM164 195H165V194H164ZM194 195H195V194H194ZM199 195H200V194H199ZM232 195H233V194H232ZM242 195H244V194H242ZM256 195H257V193H256ZM2 196H3V194H2ZM2 196H1V197H2ZM8 196H10V195L8 194ZM11 196H12V195H11ZM15 196H16V195H15ZM36 196H37V195H36ZM47 196H48V195H47ZM62 196H63V195H62ZM73 196H72V197H73ZM80 196H81V195H80ZM103 196H104V195H103ZM143 196H144V195H143ZM155 196H156V195H155ZM160 196H161V195H160ZM166 196H167V194H166ZM178 196H179V195H178ZM192 196H193V195H191L190 197L192 198ZM206 196H207V195H206ZM221 196H222V195H221ZM257 196H258V195H257ZM257 196H255V197H257ZM19 197H20V196H19ZM38 197H39V196H38ZM56 197H55V198H56ZM59 197H60V196H59ZM64 197H66V196L64 195ZM74 197H76V196H74ZM87 197H88V196H87ZM95 197H96V195H95ZM138 197H139V196H138ZM144 197H146V196H144ZM149 197H151V196L149 195ZM153 197H154V196H153ZM158 197H159V196H158ZM158 197H157V198H158ZM175 197H176V196H175ZM180 197H181V196H180ZM185 197H186V196H185ZM190 197H189V199H190ZM239 197H240V195H239ZM241 197H242V196H241ZM244 197H245V196H244ZM255 197L252 198V199H255ZM3 198H4V197H3ZM8 198H9V197H8ZM20 198H21V197H20ZM36 198H37V197H36ZM36 198H34V199H36ZM43 198H44V197H43ZM79 198H80V197H79ZM79 198L77 197L78 201H79ZM83 198H84V197H83ZM129 198H130V197H129ZM157 198H156V199H157ZM171 198H172V197H171ZM173 198H174V197H173ZM226 198H227V197H226ZM235 198L238 199V196L235 197ZM259 198H260V197H259ZM0 199H1V198H0ZM6 199H7V198H6ZM12 199H13V197H12ZM24 199H27V198H24ZM30 199L33 200V198H31V197H30ZM41 199H42V198H41ZM41 199H40V197H39V199H38V200H40V203H41L42 200H44V199H42V200H41ZM45 199H48V197H45ZM50 199H51V198H50ZM50 199H49V200H50ZM62 199H63V198H62ZM84 199H85V198H84ZM108 199H109V198H108ZM110 199H111V198H110ZM130 199H131V198H130ZM138 199H139V198H138ZM142 199H143V198H142ZM146 199H147V197H146ZM149 199H150V198H149ZM183 199H184V198H182V201H183ZM244 199H246V198H244ZM13 200H14V199H13ZM28 200H29V199H28ZM49 200H48V201H49ZM51 200H52V199H51ZM92 200H94V199H92ZM98 200H100V198H98ZM98 200H97V201H98ZM102 200H103V199H102ZM134 200H135V199H134ZM140 200H141V199H140ZM143 200H144V199H143ZM171 200H172V199H171ZM175 200H176V198H175ZM175 200H174V201H175ZM184 200H185V199H184ZM197 200H198V199H197ZM200 200H201V199H199V201H200ZM212 200H213V199H212ZM217 200H218V199H217ZM240 200H241V199H240ZM10 201H12V200H10ZM60 201H61V200H60ZM65 201H66V199H65ZM68 201H69V199H68ZM68 201H67V202H68ZM89 201H90V200H89ZM100 201H101V200H100ZM104 201H105V200H104ZM108 201H109V200H108ZM117 201H119V200H117ZM121 201H122V200H121ZM132 201H133V199H131V202H132ZM145 201H147V203H149L148 200H145ZM145 201H144V202H145ZM149 201H150V200H149ZM151 201H152V200H151ZM155 201H156V200H155ZM155 201H154V202H155ZM176 201H177V200H176ZM178 201H179V200H178ZM193 201H194V200H193ZM204 201H205V200H204ZM207 201H208V200H207ZM207 201H206V203H207ZM210 201H211V200H210ZM242 201H244V200H242ZM257 201H258V200H257ZM8 202H9V201H8ZM15 202H16V201H15ZM29 202H31V201H29ZM35 202H36V201H35ZM35 202H33L32 204H34ZM37 202H38V201H37ZM37 202H36V203H37ZM72 202H73V201H72ZM72 202H71V203H72ZM75 202H76V200H75ZM90 202H91V201H90ZM98 202H99V201H98ZM109 202H110V201H109ZM115 202H116V201H114L113 203H115ZM123 202H125V201H123ZM172 202H173V200H172ZM208 202H209V201H208ZM233 202H234V200H233ZM235 202H237V200H236ZM0 203H1V201H0ZM13 203H14V202H13ZM20 203L22 204L21 201H20ZM25 203H26V200H25ZM36 203H35V204H36ZM38 203H39V202H38ZM40 203H39V204H40ZM45 203H46V202H45ZM51 203H52V201H51ZM60 203H61V202H60ZM69 203H70V201H69ZM93 203H94V202H93ZM102 203H103V202H101V203H99V204L102 205ZM104 203H105V202H104ZM113 203H112V204H113ZM119 203L121 204V202H119ZM119 203H118V204L116 203V205L119 206ZM128 203H129V202H128ZM151 203H152V202H150V204H151ZM166 203H167V202H166ZM166 203L164 204L165 206H167ZM176 203H177V202H176ZM188 203H189V202H188ZM209 203H210V202H209ZM6 204H8V203H5V205H6ZM11 204H12V203H10V206H11ZM27 204H28V203H27ZM32 204H31V205H32ZM35 204H34V206H35ZM39 204H38V205H39ZM57 204H58V203H57ZM72 204H73V203H72ZM87 204H88V203H87ZM94 204H95V203H94ZM105 204H106V203H105ZM105 204H104V206H105ZM108 204H109V203H107L106 205H108ZM139 204H140L139 206H141V203H139ZM150 204H149V205L147 204L148 207H149V206L152 207V205H150ZM168 204H169V203H168ZM182 204H183V203H182ZM201 204H202V203H201ZM204 204H205V203H204ZM214 204H215V203H214ZM225 204H226V203H225ZM254 204H255V203H254ZM254 204H253V205H254ZM2 205H3V203H2ZM2 205H1V206H2ZM5 205H4V206H5ZM15 205H16V204H15ZM17 205H18V204H17ZM60 205H61V204H60ZM67 205H68V204H67ZM67 205L64 204V205H62V206H67ZM116 205H115V207H117ZM122 205H123V204H122ZM129 205H130V204H129ZM135 205H136V202H135ZM147 205H146V206H147ZM177 205H179V204H177ZM177 205H176V206H177ZM180 205H181V204H180ZM187 205H188V204H187ZM199 205H200V204H199ZM209 205H210V204H209ZM230 205H231V204H230ZM236 205H237V204H236ZM253 205H252V206H253ZM255 205H258V204L256 203ZM21 206H22V205H21ZM24 206H25V205H24ZM28 206H29V205H28ZM53 206H54V205H53ZM71 206H72V205H71ZM74 206L76 207L77 205H74ZM95 206H97V205H95ZM99 206H100V205H99ZM99 206H98V207H99ZM104 206H102V207H104ZM126 206H128V204H126ZM131 206H132V205H131ZM136 206H138V204H137ZM154 206H155V204H154ZM156 206H157V205H156ZM156 206H155V207H156ZM159 206H160V205H159ZM173 206H175V205L172 204L171 207H173ZM183 206H184V205H183ZM183 206L181 205V206H180V209L183 208ZM211 206H212V205H211ZM226 206H227V205H226ZM238 206H239V204H238ZM249 206H250V205H249ZM5 207H6V206H5ZM12 207H13V209H14V204H13ZM26 207H27V205H26ZM31 207H32V206H31ZM31 207H30V208H31ZM41 207H42V206H41ZM80 207H81V206H80ZM86 207H87V206H86ZM102 207H101V209H102ZM110 207L112 208V206H110ZM134 207H135V206H134ZM169 207H170V206H169ZM199 207H201V206H199ZM199 207H198V208H199ZM202 207H203V205H202ZM205 207H206V206H205ZM244 207H245V206H244ZM247 207H248V206H247ZM255 207H257V206H255ZM260 207H261V206H260ZM263 207H264V206H263ZM263 207H262V208H263ZM1 208H2V207H1ZM16 208H17V207H16ZM35 208H36V207H35ZM64 208H65V207H64ZM64 208H62V209H64ZM72 208H73V207H72ZM81 208H82V207H81ZM104 208H106V206H105ZM124 208H125V207H124ZM129 208H130V206H129ZM157 208H158V207H157ZM157 208H156V209H157ZM162 208H164V207H162ZM167 208H168V207H167ZM173 208H174V207H173ZM207 208H208V206H207ZM212 208H213V207H212ZM236 208H237V207H236ZM10 209H11V208H10ZM19 209H20V208H19ZM19 209L17 208V210H19ZM27 209H28V211H27L26 213L29 212V208H27ZM27 209H25V210H27ZM32 209H33V208H32ZM56 209H57V208H56ZM56 209H55V211H56ZM59 209H60V208H59ZM65 209H68V206H67V208H65ZM87 209H88V208H87ZM87 209H86V210H87ZM109 209H110V208H109ZM113 209H114V206H113ZM116 209H118V207H117ZM131 209H132V208H131ZM139 209H140V207H139ZM139 209H138V211H139ZM156 209H155V210H156ZM164 209H165V208H164ZM174 209H177V208H174ZM174 209H172V210H174ZM185 209H186V207H185ZM204 209H205V208H204ZM220 209H221V208H220ZM223 209H224V208H222V210H223ZM255 209H257V208H255ZM255 209H254V210H255ZM2 210H3V208H2ZM5 210H7V208H6ZM14 210H15V209H14ZM14 210H13V212H14ZM17 210H16V211H17ZM20 210H21V209H20ZM20 210H19V212H20ZM60 210H61V209H60ZM68 210H69V209H68ZM68 210H66V211H68ZM70 210H71V208H70ZM76 210H77V209H76ZM83 210H84V208H83ZM114 210H115V209H114ZM145 210H146V209H145ZM145 210H143V211H145ZM158 210H159V208H158ZM186 210H188V209H186ZM197 210H199V209H197ZM210 210H211V209H210ZM214 210H215V209H214ZM214 210H212V211H214ZM222 210H221V211H222ZM228 210H229V209H228ZM237 210H239V209H237ZM245 210H246V208H245ZM245 210H244V212H245ZM252 210H253V209H251V212H253V215H254V211H252ZM259 210H261V209L259 208L257 211H259ZM262 210H263V209H262ZM37 211H39V210H37ZM64 211H65V210H64ZM72 211H73V210H72ZM95 211H96V210H95ZM95 211H94L93 213H95ZM106 211L108 212L109 210H106ZM119 211H120V210H119ZM129 211H132V210H129ZM134 211L136 212V210H134ZM161 211H163V210H161ZM165 211H166V210H165ZM165 211H163V212H165ZM174 211H175V210H174ZM174 211H173V212H174ZM177 211L179 212L180 210L178 209V210H176V212H177ZM181 211H182V210H181ZM190 211H191V210H190ZM202 211H203V210H201V212H202ZM207 211H208V210H207ZM221 211H220V212H221ZM224 211L227 212L226 210H224ZM246 211L249 212L248 208H247ZM257 211H256V213H257ZM11 212H12V211H9V213H11ZM13 212H12V213H13ZM30 212L32 213V210H31ZM33 212H34V211H33ZM50 212H51V211H50ZM59 212H60V211H59ZM73 212H74V211H73ZM73 212H72V213H73ZM75 212H76V211H75ZM90 212H92V211H90ZM109 212H110V211H109ZM141 212H142V210H141ZM168 212H169V211H168ZM173 212H172V213H173ZM186 212H187V211H186ZM186 212H185V213H186ZM201 212H200V213H201ZM214 212H215V211H214ZM244 212H241V213H244ZM251 212H250V213H251ZM4 213H6V212H4ZM56 213H58V212L56 211ZM68 213H69V211H68ZM81 213H82V212H81ZM96 213H97V211H96ZM100 213H101V212H100ZM116 213H117V212H116ZM118 213H119V212H118ZM118 213H117V214H118ZM124 213H125V212H124ZM144 213H145V212H144ZM161 213H162V212H160V214H161ZM172 213H171V215H172ZM188 213H189V210H188ZM207 213H208V212H207ZM223 213H224V212H223ZM230 213H231V212H230ZM245 213H246V212H245ZM260 213H261V212H260ZM262 213H263V212H262ZM6 214H7V213H6ZM22 214H23V213H22ZM28 214H29V213H28ZM32 214H33V213H32ZM47 214H48V213H47ZM53 214H54V213H53ZM63 214L65 215V213H63V211H62V216H63ZM79 214H80V213H79ZM82 214H83V213H82ZM104 214H105V213H104ZM106 214H107V213H106ZM111 214H112V213H111ZM117 214L114 215L113 219H114V218H115V219L118 218V217H116ZM121 214H122V213H121ZM174 214H175V213H174ZM174 214H173V215H174ZM177 214H178V213H177ZM193 214H194V213H193V211H192V214H190V215H193ZM195 214H196V213H195ZM195 214H194V216H195ZM209 214H210V213H209ZM212 214H213V213H212ZM212 214H210V215H211V216H214V215H212ZM215 214H216V212H215ZM217 214H218V212H217ZM221 214H222V212H221ZM18 215H19V214H18ZM18 215H16V216L12 215V217L14 216V217L16 218ZM20 215H21V212H20ZM30 215H31V214H29V216H30ZM66 215H67V214H66ZM75 215H76V213H75ZM75 215H74V216H75ZM77 215H78V214H77ZM80 215H81V214H80ZM90 215H91V213H90ZM94 215H95V214H94ZM94 215H93V216H94ZM100 215H101V214H100ZM122 215H124V214H122ZM129 215L132 216V214H129ZM156 215H157V214H156ZM164 215H165V214H164ZM166 215H168V214H166ZM197 215H198V213H197ZM210 215H209V217H210ZM224 215H226V214H224ZM237 215H238V214H237ZM9 216H10V214H9ZM22 216H23V215H22ZM26 216H28V215H26ZM39 216H40V215H39ZM39 216H38V217H39ZM55 216H56V215H55ZM59 216H60V215H59ZM70 216H72V215H70ZM74 216H73V217H74ZM86 216H88V215H86ZM109 216H110V215H109ZM112 216H113V215H112ZM120 216H121V215H119V217H120ZM124 216H125V215H124ZM131 216H130V217H131ZM134 216H135V215H133V217H134ZM147 216H148V215H147ZM160 216H163V215H160ZM186 216H187V215H186ZM226 216H227V215H226ZM230 216H232V215H230ZM233 216H234V218H239L238 216L236 217L235 214H234ZM245 216H246V215H245ZM245 216H244V220H246V219H245ZM2 217H4V216H2ZM7 217H8V216H7ZM52 217H53V215H52ZM52 217H51V219H52ZM56 217H57V216H56ZM68 217H69V216L67 215V218H68ZM78 217H79V216H78ZM103 217H104V215H103ZM103 217H102V218H103ZM121 217H122V216H121ZM126 217H127V216H126ZM182 217H183V216H182ZM191 217H192V216H191ZM240 217L242 218V216H240ZM247 217L250 218V216H247ZM15 218H14V219H15ZM23 218H24V217H23ZM25 218H26V217H25ZM28 218H29V217H28ZM54 218H55V217H54ZM54 218H53V219H54ZM67 218H66V219H67ZM74 218H75V217H74ZM102 218H101V219H102ZM109 218H111V216H110ZM122 218H123V217H122ZM154 218H155V217H154ZM188 218H190V217H188ZM188 218H187V219H188ZM198 218H199V217H198ZM207 218H208V217H207ZM229 218H231V217H229ZM249 218H248V219H249ZM7 219L9 220V222H11V223L14 224V221H12V220L9 219V218H7ZM37 219H38V218H37ZM37 219H34V223H35V220H37ZM41 219H43V218L40 217V220H41ZM59 219H61V218L59 217ZM76 219H77V218H76ZM85 219H86V218H85ZM101 219H100V220H101ZM118 219H120V218H118ZM123 219H125V218H123ZM129 219H130V218H129ZM161 219H162V217H161ZM175 219H176V218H175ZM190 219L192 220L193 218H190ZM212 219L214 220L213 217L211 218V220H212ZM232 219H233V218H232ZM3 220H6V219H3ZM10 220H11V221H10ZM16 220H18V219H16ZM46 220H47V219H46ZM107 220H108V219H107ZM111 220H112V219H111ZM125 220H128V217H127ZM163 220H164V219H163ZM163 220H162V221H163ZM165 220H166V219H165ZM167 220H168V219H167ZM171 220H172V219H171ZM182 220H183V219H181V221H182ZM191 220H190V221H191ZM194 220H195V219H194ZM203 220H204V219H203ZM206 220H207V219H206ZM211 220H210V221H211ZM244 220H243V221H244ZM249 220H250V219H249ZM249 220H248V221H249ZM18 221H19V220H18ZM21 221H23V220H21ZM43 221H44V220H43ZM47 221H48V220H47ZM68 221H69V219H68ZM68 221H67V222H68ZM75 221H76V220H75ZM78 221H79V220H78ZM103 221H104V220H103ZM112 221H113V220H112ZM116 221H118V220H116ZM116 221H115V224H116ZM162 221H160V222L162 223ZM183 221H184V220H183ZM183 221H182V222H183ZM185 221H186V220H185ZM188 221H189V220H188ZM195 221H196V220H195ZM198 221H200V219H198ZM201 221H202V220H201ZM207 221H209V219H208ZM210 221H209V222H210ZM243 221H242V222H243ZM5 222H6V221H5ZM9 222H8V224H9ZM38 222H39V220H38ZM60 222H61V221H60ZM60 222H58V223L60 224ZM63 222H65V220H63ZM63 222H62V225H63ZM76 222H77V221H76ZM101 222H102V221H101ZM164 222H165V221H164ZM182 222H181V224H182ZM211 222H212V224H213V221H211ZM211 222H210V223H211ZM230 222H231V221H230ZM230 222H229V223H230ZM233 222H235V221H233ZM240 222H241V220L239 221V223H240ZM0 223H1V222H0ZM6 223H7V222H6ZM23 223H24V221H23ZM41 223H42V222H41ZM68 223H70V222H68ZM68 223H67V224H68ZM89 223H90V222H89ZM91 223H92V222H91ZM99 223H100V222H99ZM99 223H98V224H99ZM153 223H155V222H152V223L150 224V226H151ZM191 223H192V225H193V224L196 223V222H194V221L192 222V221H191ZM252 223H253V221H252ZM252 223H251V224H252ZM3 224H4V223H3ZM25 224H26V223H25ZM55 224H56V223H55ZM108 224H109V223H108ZM111 224H112V223H111ZM118 224H119V223H118ZM159 224H160V223H159ZM173 224H174V223H173ZM186 224H187V222H186ZM186 224H185V225H186ZM189 224H190V222H189ZM196 224H197V223H196ZM199 224H200V223H199ZM199 224H197V226H198ZM203 224H204V223H203ZM223 224H224V222H223ZM223 224H222V225H223ZM237 224H238V223H237ZM6 225H7V224H6ZM23 225H24V224H23ZM27 225H28V224H27ZM45 225H48V224H45ZM53 225H54V224H53ZM56 225H57V224H56ZM62 225H61V226H62ZM70 225H71V224H70ZM73 225H74V224H73ZM82 225L87 226L86 224H82ZM91 225H92V224H91ZM94 225H95V224H94ZM155 225H156V224H155ZM169 225H170V223L168 224V226H169ZM201 225H202V224H201ZM229 225L231 226V224H229ZM4 226H5V225H4ZM8 226H9V225H8ZM8 226H7V227H8ZM29 226H31V225H29ZM42 226H43V225H42ZM51 226H52V225H51ZM57 226H58V225H57ZM61 226H60V227H61ZM74 226H75V225H74ZM101 226H103V227L105 228L104 225L101 224ZM113 226H114V225H113ZM152 226H154V225H152ZM152 226H151V227H152ZM156 226H157V225H156ZM171 226H172V225H170V227H171ZM234 226H235V225H234ZM234 226H233V227H234ZM17 227L19 228L20 226H17ZM21 227H22V226H21ZM25 227H26V225H25ZM25 227H24V228H25ZM43 227H44V226H43ZM48 227H49V226H48ZM94 227H95V226H94ZM94 227H93V225H92V228H94ZM108 227H109V226H108ZM162 227H163V226H162ZM201 227H202V226H201ZM210 227H212V226H210ZM219 227H220V226H219ZM219 227H218V228H219ZM222 227H223V226H222ZM222 227H221V228H222ZM252 227H253V226H252ZM252 227H251V228H252ZM3 228H4V227H3ZM8 228H10V226H9ZM28 228H29V227H28ZM37 228H38V227H37ZM51 228H53V227H51ZM51 228H50V229H51ZM74 228H75V227H74ZM80 228H81V227H80ZM99 228H100V227H99ZM106 228H107V227H106ZM163 228H164V227H163ZM165 228H166V227H165ZM202 228H203V227H202ZM205 228H206V227H205ZM224 228H225V227H224ZM228 228H229V226H228ZM235 228H236V227H235ZM251 228H250V229H251ZM253 228H254V227H253ZM12 229L14 230L15 228L12 227ZM64 229H65V228H64ZM64 229H63V230H64ZM68 229H69V228H68ZM140 229H141V228H140ZM147 229H149V228H146V230H147ZM169 229H170V228H169ZM190 229H191V227H190ZM192 229L195 230V228H192ZM198 229H199V228H198ZM222 229H223V228H222ZM243 229H246L247 231H250L249 227H248V229H247V228H243ZM1 230H2V231H1V233H2V232H3V229H1ZM8 230H9V229H8ZM16 230H19V229H16ZM21 230H22V229H21ZM25 230H28V229H25ZM60 230H62V228H60ZM63 230H62V232H61V235H63ZM85 230H86V228H85ZM90 230H91V229H90ZM105 230H106V229H105ZM105 230H103V231H105ZM114 230H115V229H114ZM141 230H142V229H141ZM143 230H144V229H143ZM149 230H150V229H149ZM166 230H167V229H166ZM204 230H205V229H204ZM206 230H207V229H206ZM210 230H212V229H210ZM226 230H227V228H226ZM226 230H224V231H226ZM237 230H238V229H237ZM246 230H245V232H246V234H248V232H247ZM259 230H260V229H259ZM263 230H264V229L262 228V231H263ZM4 231H5V230H4ZM33 231H34V230H33ZM45 231H46V229H45ZM54 231H55V230H54ZM64 231H65V230H64ZM66 231H67V229H66ZM72 231H73V230H72ZM76 231H77V230H76ZM94 231H95V230H94ZM112 231H113V230H112ZM137 231H138V230H137ZM144 231H145V230H144ZM153 231H154V229H153ZM188 231H189V230H188ZM200 231H201V229H200ZM224 231H222V232L224 233ZM238 231H239V230H238ZM253 231H254V230H253ZM5 232H6V231H5ZM7 232H8V231H7ZM35 232H37V231H35ZM39 232H40V231H39ZM49 232H51V231L49 230ZM49 232H48V233H49ZM68 232L72 233L70 230H68ZM83 232H84V231H83ZM107 232H109V231H107ZM141 232H142V231H141ZM141 232H139V233H141ZM151 232H152V231L150 230V233H151ZM191 232H192V231H191ZM193 232H194V231H193ZM193 232H192V233H193ZM196 232H197V231H196ZM229 232H230V231H229ZM233 232H236V231H233ZM251 232H252V230H251ZM254 232H255V231H254ZM1 233H0V234H1ZM13 233H15V232H12V234H13ZM16 233H17V232H16ZM26 233H29V232H26ZM31 233H32V232H31ZM40 233H41V232H40ZM51 233H52V232H51ZM53 233H54V232H53ZM53 233H52V234H53ZM57 233H58V230L56 231V234H57ZM96 233H97V232L92 233V234H96ZM152 233H154V232H152ZM152 233H151V234L148 233V234H149V235H152ZM155 233H156V232H155ZM155 233H154V234H155ZM166 233H167V232H166ZM176 233H177V232H176ZM210 233H211V232H210ZM227 233H228V231H227ZM241 233H242V232H240V234H241ZM255 233H256V232H255ZM23 234H25V233H23ZM73 234H74V233H73ZM78 234H79V233H78ZM78 234H77V235H78ZM84 234H85V232H84ZM98 234H100V236H101V233H98ZM104 234H105V233H104ZM109 234H110V235H109ZM109 234H108V237H109V236H111V237L114 236V235H111L112 232L109 233ZM135 234H136V233H135ZM142 234H143V233H142ZM148 234H147V235H148ZM202 234H205V233H202ZM206 234H207V233H206ZM217 234H218V233H217ZM229 234H231V233H229ZM237 234H238V233H237ZM7 235H10V234L8 233ZM13 235H14V237H16L15 240L17 239V237H19L18 234H17V236H15L16 234H13ZM21 235H22V234H21ZM42 235L45 236V233H42ZM58 235H60V234H58ZM65 235H66V234H65ZM65 235H64V236H65ZM68 235H69V234H68ZM68 235H67V236H68ZM77 235H76V236H77ZM106 235H107V234H106ZM106 235H104V236H106ZM136 235H137V234H136ZM136 235H132V236H136ZM139 235H140V234H139ZM157 235H158V234H157ZM168 235H169V237H170V234H168ZM183 235H186V234L184 233ZM193 235H194V234H193ZM223 235H225V233H224ZM4 236H6V235H4ZM24 236H25V235H24ZM34 236H36V235H34ZM34 236H33V237H34ZM37 236H38V235H37ZM37 236H36V237H37ZM39 236H41V235H39ZM71 236H73V235L71 234ZM71 236H70V237H71ZM78 236H79V235H78ZM78 236H77V238H78ZM85 236H86V235H85ZM85 236H84V237H85ZM121 236H122V235H121ZM123 236H124V235H123ZM125 236H126V235H125ZM130 236H131V234H130ZM137 236H138V235H137ZM171 236H172V235H171ZM188 236H189V235H186V238H187ZM196 236H197V235H196ZM218 236H219V234H218ZM246 236H247V235H245V237H246ZM249 236H250V235H248V237H249ZM9 237H11V236H9ZM9 237L6 236V238H9ZM12 237H13V236H12ZM20 237H21V236H20ZM28 237H30V236H28ZM36 237H35V238H36ZM41 237H42V236H41ZM41 237H40V238H41ZM47 237H48V236H47ZM50 237H51L50 240L53 239L52 235H51ZM65 237H66V236H65ZM81 237H82V236H81ZM98 237H99V236H98ZM149 237H153V236H149ZM156 237H157V236H155V238H154V237H153V238L156 239ZM169 237H168V239H169L168 242H169V241H172V237H171V238H169ZM173 237H175V236H173ZM177 237H178V236H177ZM183 237H184V236H183ZM235 237H236V236H235ZM243 237H244V236H243ZM26 238H27V237H26ZM30 238H31V237H30ZM43 238H44V237H43ZM45 238H46V237H45ZM45 238H44V239H45ZM58 238H59V237H58ZM60 238H61V236H60ZM91 238H92V237H91ZM91 238H90V241H91ZM93 238H94V237H93ZM103 238H104V237H103ZM127 238H128V236H127ZM138 238H139V237H138ZM158 238H160V237L158 236ZM158 238H157V239H158ZM164 238H165V237H164ZM192 238H193V236H192ZM233 238H234V235H233ZM250 238L252 239V237H250ZM253 238H254V236H253ZM1 239H2V237H0V240H1ZM3 239H4V238H3ZM37 239H39V238H37ZM44 239H43V240H44ZM46 239H47V238H46ZM46 239H45V240H46ZM81 239H82V238H81ZM84 239H85V238H84ZM84 239H82V240H83V243H84V245H85V243H86L88 240L86 239L87 241L84 242ZM88 239H89V238H88ZM94 239H95V238H94ZM94 239H92V240H94ZM118 239H119V238H118ZM128 239H132V237H131V238L129 237ZM128 239H127V240H128ZM135 239H136V238H135ZM135 239H133V240L135 241ZM140 239H142V235H141ZM173 239H174V238H173ZM177 239H178V238H177ZM196 239H197V238H196ZM221 239H222V238H221ZM257 239H258V238H257ZM259 239H260V238H259ZM261 239H262V237H261ZM263 239H264V238H263ZM48 240H49V239H48ZM67 240H70V239H67ZM96 240H97V239H96ZM96 240H95V241H96ZM107 240H108V239H107ZM115 240H116V238H115ZM122 240L125 241L126 239H122ZM152 240H153V239H152ZM152 240H151V241H152ZM159 240H161V239H159ZM159 240H158V241H159ZM165 240H166V239H165ZM179 240H180V239H179ZM222 240H223V239H222ZM226 240H227V239H226ZM226 240H225V241H226ZM246 240H247V238H246ZM246 240H245L244 242H246ZM254 240H255V239H254ZM2 241H3V240H2ZM6 241H7V240H6ZM12 241H13V240H12ZM12 241H11V243H12ZM24 241H25V240H24ZM28 241H29V240H28ZM32 241L34 242V240H32ZM32 241H31V242H32ZM35 241H36V239H35ZM39 241H40V240H39ZM46 241H47V240H46ZM52 241H53V240H52ZM52 241H51V243H52ZM57 241H58V239H57ZM70 241H71V240H70ZM70 241H69V244H70ZM100 241H101V240H100ZM104 241H105V240H104ZM134 241H131V242L133 243ZM140 241H141V240H140ZM155 241H156V240H155ZM200 241H201V239H200ZM218 241H219V240H218ZM232 241H234V240H232ZM236 241H237V240H236ZM256 241H257V240H256ZM48 242H49V241H48ZM48 242H46V243H48ZM66 242H67V241H66ZM66 242H65V243H66ZM73 242H74V241H73ZM73 242H72V243H73ZM79 242H80V240H79ZM79 242H78V244L81 243V242H80V243H79ZM92 242H93V241H91L90 243H92ZM107 242H108V241H107ZM126 242H127V241H126ZM129 242H130V241H129ZM156 242H157V241H156ZM207 242H208V240H207ZM207 242H205V243H207ZM226 242H227V241H226ZM249 242H250V241H249ZM252 242H255V241H252ZM11 243H10V244H11ZM21 243H22V241H21ZM26 243H27V242H26ZM28 243H30V242H28ZM53 243H54V241H53ZM63 243H64V242H63ZM88 243H89V241H88ZM97 243H98V242H97ZM137 243H138V242H137ZM140 243H141V242H140ZM170 243H171V242H170ZM170 243H169V244H170ZM205 243H204V246L207 245V244H205ZM228 243H229V242H228ZM235 243H236V242H235ZM255 243H256V242H255ZM0 244H1V242H0ZM14 244H15V242H14ZM16 244H17V242H16ZM16 244H15V245H16ZM23 244H24V243H23ZM23 244H22V245H23ZM30 244H31V243H30ZM30 244H28V247H27V248H30V247H29ZM34 244H35V242H34ZM41 244H42V241H41V243H39V244H37V245H41ZM43 244H44V242H43ZM43 244H42V246H43ZM48 244L50 245V243H48ZM57 244H58V243H57ZM57 244H56V245H57ZM66 244H67V243H66ZM73 244H74V245L77 244V241H76V243H73ZM86 244H87V243H86ZM129 244H130V243H129ZM149 244H150V243H149ZM151 244H152V243H151ZM151 244H150V246H152ZM201 244H202V242H201ZM243 244L246 245V243H243ZM1 245H3V243H2ZM20 245H21V244H20ZM22 245H21V246H22ZM24 245H25V244H24ZM58 245H60V244H58ZM61 245H62V244H61ZM61 245H60V246H61ZM64 245H65V244H64ZM80 245H81V244H80ZM101 245H102V244H101ZM126 245H127V244H126ZM131 245H132V244H131ZM133 245H134V243H133ZM139 245H140V244H139ZM141 245H142V243H141ZM141 245H140V246H141ZM145 245H146V244H145ZM145 245H144V246H145ZM147 245H148V244H147ZM147 245H146V246H147ZM202 245H203V244H202ZM228 245H230V244H228ZM231 245H232V244H231ZM249 245H250V244H249ZM9 246L11 247V245H8V247H9ZM26 246H27V245H26ZM33 246H34V245H33ZM33 246H31V247H33ZM51 246H52V245H51ZM53 246H54V245H53ZM88 246H89V245H88ZM88 246H87V247H88ZM93 246H94V244H93ZM95 246H96V245H95ZM95 246H94V247H95ZM98 246H99V244L97 245L96 250H98V248H99ZM102 246H103V245H102ZM112 246H113V245H112ZM117 246H118V245H117ZM127 246H128V245H127ZM155 246H156V245H155ZM155 246H154V247H155ZM176 246H177V245H176ZM210 246H211V245H210ZM239 246H241V245H239ZM3 247H4V246H3ZM5 247H6V246H5ZM5 247H4V249H9V248H7V247L5 248ZM14 247H15V246H14ZM37 247H38V246H37ZM45 247H47V245H46V246L44 245L43 248H45ZM65 247H66V245H65ZM65 247L62 248V250H64ZM78 247H79V246H77V245H76V247L73 246V248H78ZM81 247H82V248H81ZM81 247H80V248L83 250V245H82ZM91 247H92V246H91ZM109 247H110V246H109ZM124 247H126V246H124ZM134 247H135V246H134ZM177 247H178V246H177ZM200 247H201V246H200ZM211 247H212V246H211ZM241 247H242V246H241ZM247 247H248V246H247ZM247 247H246V248H247ZM249 247H250V246H249ZM50 248H51V247H48L49 250L47 249V250L45 251L47 255H48V251L50 252ZM55 248H56V247H55ZM59 248H60V247H59ZM89 248H90V247H88V252H86V253H89ZM100 248L102 249V247H100ZM112 248H113V247H112ZM119 248H120V246H119ZM148 248H149V247H148ZM178 248H179V247H178ZM206 248H207V247H206ZM206 248H205V249H206ZM213 248H214V247H213ZM12 249H13V248H12ZM14 249H15V248H14ZM22 249H23V248H22ZM33 249H34V248H33ZM51 249H53V248H51ZM60 249H61V248H60ZM68 249H69V251L71 252L70 248H68ZM68 249H67V250H68ZM71 249H72V248H71ZM78 249H79V248H78ZM85 249H86V247H85ZM92 249H93V248H92ZM92 249H91V250H92ZM132 249H133V248H132ZM132 249H131V251H132ZM152 249H153V248H152ZM173 249H175V248H173ZM173 249H171V250H173ZM205 249H204V250H205ZM208 249H209V247H208ZM216 249H217V248H216ZM219 249H220V248H219ZM219 249H218V250H219ZM259 249H260V248H259ZM9 250H10V249H9ZM30 250H31V249H30ZM30 250H29V251H30ZM67 250H66V251H67ZM73 250H74V249H73ZM73 250H72V251H73ZM79 250H80V249H79ZM94 250H95V249H94ZM108 250H109V249H107V251H108ZM145 250H146V249H144V251H145ZM178 250H179V249H178ZM209 250H210V249H209ZM211 250H213V249L211 248ZM218 250H215V251L218 252ZM220 250H221V249H220ZM220 250H219V251H220ZM240 250H241V249H240ZM249 250H251V249H249ZM256 250H257V249H256ZM262 250H264V248H263ZM7 251H8V250H7ZM29 251H28V252H29ZM54 251H55V250L53 249L52 253H54ZM64 251H65V250H64ZM69 251H68V253H70ZM83 251H84V250H83ZM101 251H103V249H102ZM104 251H106V250H104ZM111 251H112V250H111ZM111 251H110V252H111ZM113 251H114V250H113ZM129 251H130V250H129ZM131 251H130V252H131ZM133 251H134V250H133ZM133 251H132V252H133ZM151 251H152V250H151ZM206 251H207V249H206ZM223 251H224V250H223ZM223 251H222V252H223ZM257 251H258V250H257ZM259 251H260V250H259ZM259 251H258V252H259ZM3 252H4V251H3ZM10 252L12 253V251H10ZM10 252H8V253H10ZM30 252H31V251H30ZM43 252H44V251H43V249H42V252H41V251H40V252H37L36 255H38V257H40V256L42 257V255H46V254H43ZM61 252H63V251H61ZM92 252H93V253H92ZM92 252H91V254L93 255L95 252H94L93 250H92ZM108 252H109V251H108ZM122 252H124V250H123ZM139 252H140V251H138V253H139ZM141 252H142V251H141ZM141 252H140V253H141ZM152 252H153V251H152ZM197 252H198V251H197ZM199 252H201V251H199ZM227 252H228V251H227ZM227 252H226V253H227ZM244 252H245V251H244ZM258 252H256V253H258ZM0 253H2V252H0ZM13 253H14V252H13ZM39 253H42V255L39 254ZM52 253L50 252V254H52ZM65 253H66V252H65ZM73 253H74V252H73ZM101 253H102V255H103V254H104V255L106 254V253H103V252H101ZM101 253H100V256H101ZM112 253H113V252H112ZM138 253H137V254H138ZM140 253L138 254V256L140 255ZM143 253H145V252H143ZM150 253H151V252H150ZM177 253H179V251H178ZM202 253H203V252H202ZM207 253H208V252H207ZM218 253H220V252H218ZM218 253H217V254H218ZM261 253H262V252H261ZM50 254H49V256H48L49 258L51 257ZM57 254H58V253H57ZM75 254H76V252H75ZM81 254H83V253H81ZM81 254L79 253V257H80ZM98 254H99V250H98ZM109 254H110V253H109ZM109 254L107 253V255H109ZM128 254H129V252H128ZM199 254H200V253H199ZM211 254H212V253H211ZM217 254H216V255H217ZM4 255H5V254H4ZM29 255H32V254L29 253L28 256H29ZM39 255H40V256H39ZM61 255H62V256H61ZM61 255H59V256H61V258H62V257H63V254L61 253ZM77 255H78V254H77ZM94 255H96L97 257L100 258V256H98L96 253H95ZM145 255H146V254H145ZM219 255L221 256L222 254H218V257H219ZM224 255H225V254H224ZM251 255H252V254H250V256H251ZM28 256H26V257H28ZM66 256H67V255H66ZM70 256H72V255H70ZM74 256H75V255H74ZM109 256H110V255H109ZM127 256H128V255H127ZM133 256H134V255H133ZM140 256H141V255H140ZM164 256H165V255H164ZM171 256H173V255H171ZM174 256H175V253H174ZM222 256H223V255H222ZM246 256H247V255H246ZM248 256H249V255H248ZM253 256H254V255H253ZM6 257H7V256H6ZM48 257H47V258H48ZM53 257H54V255L52 254L51 260L53 259ZM64 257H65V256H64ZM82 257H83V256H82ZM129 257H130V256H129ZM129 257H128V258H129ZM143 257H145V256H143ZM151 257H152V256L150 255V258H151ZM180 257H181V255H180ZM182 257H183V256H182ZM185 257H186V256H185ZM192 257H193V256H192ZM192 257H191V258H192ZM212 257H213V256H212ZM223 257H224V256H223ZM254 257H256V256H254ZM261 257H263V256H261ZM4 258H5V256H4ZM8 258H9V256H8ZM11 258H12V257H11ZM15 258H16V257H15ZM29 258H30V256H29ZM29 258H28V259H29ZM44 258H45V257H44ZM71 258H73V257H71ZM71 258H70V259H71ZM89 258H90V257H89ZM89 258H88V257L86 258L87 261H88V263H90L89 261L91 260V259H89ZM92 258H93V257H92ZM102 258H104V257L102 256ZM107 258H108V257H107ZM113 258H114V257H113ZM122 258H123V257H122ZM133 258H134V257H133ZM196 258H197V257H196ZM210 258H211V257H210ZM225 258H226V256H225ZM239 258H240V257H239ZM5 259H6V258H5ZM13 259H14V257H13ZM21 259H22V258H21ZM21 259H19V260H21ZM67 259H68V258H67ZM76 259L78 260V258H76ZM82 259H83V258H82ZM84 259H85V258H84ZM84 259H83L82 261H84ZM86 259H85V260H86ZM88 259H89V260H88ZM115 259H116V258H115ZM147 259H148V258H147ZM147 259H145V260H147ZM246 259H248V257H247ZM259 259H260V258H259ZM0 260H1V259H0ZM24 260H25V259H24ZM29 260H30V259H29ZM34 260H35V259H34ZM44 260H45V259H44ZM47 260H48V259H47ZM53 260H56V259H53ZM63 260H64V259H63ZM72 260H73V259H72ZM92 260H93V259H92ZM100 260H101V258H100ZM123 260H124V259H123ZM145 260L143 259L144 262H145ZM148 260H149V259H148ZM183 260H184V259H183ZM187 260H188V258H187ZM187 260H186V261H187ZM192 260H195V259H192ZM199 260H200V259H199ZM213 260H214V259H213ZM226 260H227V259H226ZM1 261H2V260H1ZM10 261H11V260H10ZM15 261H16V260H15ZM17 261H18V260H17ZM41 261H43V260H42V259L39 260V261H38L39 263H37V264H42ZM49 261H50V260H49ZM59 261H60V260H58V261H56V262H59ZM78 261H79V260H78ZM82 261H81V262H82ZM152 261H153V260H152ZM216 261L219 262L220 260H219V261L216 260ZM231 261H232V260H231ZM34 262H35V261H34ZM43 262H44V261H43ZM46 262H47V264H49L51 261H50L49 263H48V261H45V264H46ZM52 262H53V261H52ZM54 262H55V261H54ZM75 262H76V261H75ZM108 262H109V261H108ZM110 262H111V261H110ZM146 262H148V261H146ZM146 262H145V263H146ZM158 262H159V261H158ZM188 262H190V261H188ZM191 262H192V261H191ZM194 262H195V261H194ZM199 262H200V261H199ZM207 262H209V261H207ZM221 262H222V261H221ZM221 262H220V263H221ZM241 262H243V261H241ZM5 263H6V262H5ZM5 263H4V264H5ZM13 263H14V262H13ZM59 263L62 264V262H59ZM63 263H64V262H63ZM70 263H72V262H70ZM70 263H68V264H70ZM73 263H74V262H73ZM94 263H96V262H94ZM94 263H93V264H94ZM98 263H99V262H98ZM141 263H143V262H141ZM148 263H149V262H148ZM151 263H152V262H151ZM184 263H185V262H184ZM220 263H219V264H220ZM232 263H233V262H232ZM8 264H9V262H8ZM14 264H15V263H14ZM16 264H17V263H16ZM18 264H19V263H18ZM29 264H30V263H29ZM32 264H33V263H32ZM52 264H53V263H52ZM54 264H55V263H54ZM57 264H58V263H57ZM64 264H67V263L65 262ZM78 264H81V263H78ZM101 264H102V263H101ZM152 264H153V263H152ZM154 264H155V263H154ZM162 264H163V263H162ZM166 264H167V263H166ZM173 264H174V263H173ZM212 264H213V263H212ZM214 264H215V263H214ZM221 264H222V263H221ZM226 264H227V263H226ZM229 264H230V263H229Z\"/></svg>", "mask_w": 264, "mask_h": 264}]
</instances>
